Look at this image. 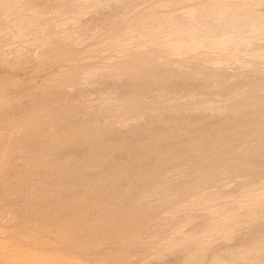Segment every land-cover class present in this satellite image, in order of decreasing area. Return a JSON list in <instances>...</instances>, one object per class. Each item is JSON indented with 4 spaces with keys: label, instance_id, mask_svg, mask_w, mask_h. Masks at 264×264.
<instances>
[{
    "label": "bare ground",
    "instance_id": "obj_1",
    "mask_svg": "<svg viewBox=\"0 0 264 264\" xmlns=\"http://www.w3.org/2000/svg\"><path fill=\"white\" fill-rule=\"evenodd\" d=\"M123 0H62V1H60L61 2V5H62V3L65 5H62V8H61V11H60V13H58L59 11H57V13L58 14H56L57 15V17H55L54 19L56 20L55 22H57L58 20H59V23L63 26H65V25H67V27L65 26V28H68V30L67 29H65V34H67L66 36H65V39H68L69 41H71V42H68L69 44L71 43V45H74L73 44V42L76 44V45H74V46H78V45H80L81 47L82 46H86V45H88L87 43L88 42H90L91 44H92V40H94V38L97 36L98 37V39H97V42L100 40V39H102L103 40V38H100L99 39V35L101 34V33H103V34H106L105 32L107 31L106 29L107 28H109V26H111L112 24H111V22H114V20H113V18H118L119 19V21H120V19L122 18L121 16H123L124 15V20H129V19H127V18H129V16H127V18H125V16H126V14H129L130 13V11L132 10L133 12H134V7L133 6H135V4H136V8L138 7V5H139V3L138 2H136V0H131V1H135V4H133L132 3V5H131V7L130 8H128V6L126 7V6H124L122 3H124V2H122ZM131 1H128L127 0V3L129 4V2H131ZM146 1V0H145ZM144 1V2H145ZM155 2H157L156 0H154ZM153 1V2H154ZM20 0H0V15H2V17L4 16L5 18H9L8 20H12V21H10V23H12V25L11 24H9L10 26H13L15 29L14 30H16V33L14 32L12 35H10V38H11V36L13 37V41L11 40V42L12 43H15V41H20V43H23L24 45L25 44H28L29 43V39L30 38H27L28 36L29 37H31L32 35H33V37L36 35H38V33L40 34V32H41V27L39 26L40 24H41V20H44V19H46V17L43 19V17H42V19H40V17L42 16H39L37 13H36V11H34V10H36V9H34V10H32V11H26L27 9L25 8V10L22 8V6H23V4H22V6L20 5ZM140 2H142V1H140ZM190 2H193V3H195L196 1L195 0H158V2H157V4L156 3H154L155 4V6H157V8L156 7H154L153 5H151V6H153L155 9H164V10H166V12L165 13H161V11L159 12V13H157V11H155V13H154V9H152V8H150L151 10H152V12L153 13H151L150 14V11H149V13H148V15L146 14V15H143L142 13H143V11H142V16H138V17H136V18H131V16H133V15H131V13L133 14V12L131 11V13H130V20L129 21H127V22H124V20H121V21H123L124 22V24H123V22H121L122 23V25H121V23L118 21V19H117V21L120 23V25H118L119 26V28H117V26H115V28L113 27V25H112V27L114 28V30L115 29H119V34H117V32H116V30L114 31V30H112L113 28L111 27V28H109V30H112L111 31V33L112 34H114V35H116L117 34V36L116 37H114V35H113V37H111V36H108L109 34H111V33H109V30H108V32H107V34L105 35V36H102V37H105L104 39V41L103 42H99L98 44H96V45H94V46H92L91 45V47L90 48H88L89 46H87V48L86 49H88V53H89V55L90 56H92V54H93V56H94V54H96L97 55V57H98V55H100V54H98V53H102V54H104L105 53V55H108V54H106V53H108V52H110V51H112V50H114L115 51V54H114V51H112L113 52V54H114V56L116 55V54H118V52H119V54H121V56H123V55H125V54H127V53H125V50L129 47L130 48V46H132L130 49V51H132V48H133V46L136 44H138V43H141V45H144V46H146V49H145V51L148 49V48H150V47H152V46H150L149 47V45H157V46H155V47H158V48H153V49H155L156 51H158V50H163V47L164 48H167L168 50H169V52H168V50L167 49H164L167 53H169L170 54V57H171V53L170 52H172L173 54H172V56H175V54H178L180 51H182L183 49H184V51H186L185 50V48L186 49H189V50H194V49H196V48H198V47H200V46H202L201 48H203V47H205V49L206 48H213L212 50H214V49H216V50H218L219 51V55L220 56H217V57H219L218 58V60H217V62L218 63H220L221 65H222V67L221 66H219L220 68L218 69L219 71V73L220 74H218V72H217V74H216V76H219V78H217L216 76H214V75H212V73H213V71H216V70H213L212 72H211V70H210V64L208 65L209 66V69H207L206 67V65H204V64H206L207 62L208 63H212L213 61H216V60H214V59H211L212 57H210L209 55L210 54H212L210 51V53H209V55L207 54L208 52H206V50L204 49L203 51H204V56L203 57H200V55L199 54H201L200 52H202V54H203V51H200L199 52V54L197 53V52H195V54H198V56L201 58V60H202V63L203 62H206V63H204L203 64V68H206V69H203L200 65L197 67V65L199 64L198 62H196L197 63V65H191V64H194L195 62L193 61V59H192V61L194 62H192L190 65H188L187 63H186V65H188V66H183V65H181L179 62H176L175 60H173V59H171V60H169V61H166L165 59L167 58V57H169V56H165L166 58H163V57H161V58H163L164 60H165V62H163V61H161L160 59V56L164 53L163 51H161L160 50V52L158 51V54L157 53H155L156 55H158L159 57H157L158 59L156 60V59H151L150 57H151V55H149V54H152L153 55V53H149L148 55L150 56L149 58V60H145L144 61V63L145 64H147V65H149L148 63V61H151V65L153 64L154 65V67H155V62L157 63L158 61L160 62H162V63H160V65H164L165 67H166V64H168L167 66L168 67H162L163 68V70L164 69H169V71H172V75H174V74H176L175 76H177L178 77V80H175L176 82H173L174 81V79L173 78H171L170 76L171 75H169V74H171V73H169L168 75L167 74H165L164 73V75H166V76H164V77H160L159 76V72H155V74H158V75H154L153 73H152V75L150 74H148V76L147 77H145L144 75H139V76H144L143 78H140V77H138V76H132L131 78H129V74H128V78H125L126 77V75L125 76H123V75H121V74H117V73H112L111 74V72H107L111 67L113 68V65H110L111 63H113V62H111L110 63V61H108L109 59H110V57H109V59L107 60L109 63V66H111V67H109V69L108 70H106V67H105V65H107V62L106 63H104L105 61H103V63L105 64V65H103L102 64V62H101V64L103 65H101V66H99V64H98V67H96L95 66V64H93L94 66H93V68L91 67V68H89L88 66H86L85 68H84V71H81V70H79L78 71V69H77V73H76V77H81V81L80 80H78L77 82H79V83H81L82 81V83H84L83 84V88H82V90L81 91H83V92H81L80 90V92L81 93H83V94H85L84 92H86L87 90L89 91V88L87 89V87H93L94 89L98 86L100 89H101V91H103V92H101L100 90H99V88H98V90H99V92H101L103 95H101V97H103V98H94V99H96V100H98V102L97 101H95V102H97V103H99L100 101V106H102V109H105V107H106V109H105V111L104 112H107L108 110L107 109H110L111 108V110H112V108L113 107H115V106H113L112 107V101H116V99H118V100H121V101H116V102H122L121 104L119 103V106L118 105H116L117 107H119V109H117L118 111H120V112H118V111H116L117 113L116 114H122L123 112H126V108H127V106H130V105H132V106H137L136 108H138V107H140V108H138L137 110L136 109H134V111L136 112V111H140L141 109H143V107H146V106H148L147 107V109H149V105H144V103L143 102H148L149 104H151V109H152V106H154L152 103L153 102H155V100L157 99V100H159L160 99V101H162L163 99L165 100V102H166V96H168V98L170 97L172 100H174L175 102L173 103L172 102V104L173 105H175L174 107L175 108H177V109H175V108H172V109H170L172 106L171 105H166V106H170V108H168L167 110L164 108V112L162 111V112H160V108H159V110L158 111H154V109H152L155 113H159V116H157L156 117V115H155V117L157 118V119H155V117L153 116L154 114H150L149 112H151L152 110L151 109H149V110H147L146 108H144V110L146 109L147 110V114H144V113H146V112H144V110L142 111H140V112H142V114L141 113H135L134 111L132 112L133 114H134V116L135 117H133L131 120L128 118V116H127V114L129 113L128 111V113L126 112V114L124 113L123 114V116L121 115L120 116V118H114V120L116 121V120H118L119 121V123H124V127H121V128H119L118 127V125H116L117 126V129L118 130H115L114 128H112V125L110 126V124H111V122H113L112 124H117L118 122L116 121V122H114V120H113V117H114V115H113V117H112V113H110L109 111L107 112V113H110L111 114V116H110V114H105L104 115V113H102V112H100V113H102L103 115H104V117L102 116V114L100 115V113L99 112H97V111H99V108L98 109H96L97 111V113L99 114V115H97L96 114V112H95V115L93 114L94 112L93 111H91V110H95V109H91V107H88V109L87 110H90L89 111V113H90V115H93V116H88V114L89 113H87L86 114V112L84 111V113L86 114V115H83L82 114V109L84 108V107H86L87 105L86 104H90V103H86V101L88 100L89 101V99H85V96L84 95H82V97L79 99L80 101H81V99L82 98H84V100H86V101H84L83 99V101L86 103H84L85 104V106L84 107H82V109L80 110V111H82V112H74V111H72L71 112V114H68V116H67V119H68V117H69V115H71V117H72V115H75V114H77V113H79V115L80 116H77V118L79 119V121H78V123H77V125H76V123H75V121H77V118H76V116L74 117V123H72L73 121V119L70 117V119H72V120H70L69 119V121H71V123L72 124H74V125H76V128L78 129V131H79V129H81L80 131H85L84 133L86 134V130L85 129H91L92 130V132H94L95 134H93V135H95V137H96V140H99V139H97V136L96 135H98V138H100V139H102L101 137H99V134L100 135H103V133H104V135H108V136H104L103 135V138L104 137H106L105 139H102V140H105V142L108 140V141H110L111 142V144H112V142H114V140H115V142L117 141V139H118V144L116 143V145H120V143H122L123 145H125L126 143H128L130 146H132L133 144H131V143H134V142H136V141H139L140 139H142L141 140V142H140V144L141 143H144V142H142L143 140H148V141H150V147H151V145H153V144H155V143H153V144H151L152 142H151V138L149 137V135L151 136L152 134H155L156 136H157V138H158V135L160 134V137H161V135H163L162 133L163 132H169V134H171L172 136H174L173 134H175L176 136H178V132H177V130H186V135H187V133H188V135L186 136L185 135V133H184V137H182V138H179V139H174L173 137H171L168 133H167V135L168 136H170V138H165V140H162V142H160V143H157L156 142V144H155V146H158V145H160L161 143H163V141H170L169 142V146H172L171 144L173 143V145L174 144H176L177 143V145H178V143L180 144L181 142L183 143L184 142V144L186 143L187 144V142H189V140H193V139H197V135H195V133H196V131H208V134H206L207 135V137H206V135H205V139L203 140V141H199V148L201 147V146H203V150L202 151H206V150H204V148L205 149H209V150H207V153H208V151H212L215 155H220L219 153H217L218 151H221V150H223V149H225V148H227V150H225L224 151V154L223 155H225V153H226V151L228 152L229 151V149H233V148H236V146H238L237 147V152H238V150L239 151H241L240 150V148H239V144L241 145V143H243L244 142V144H243V146L245 145V146H247L248 145V148H246L247 149V151L246 150H243V151H246L245 153L243 152V151H241V155H245L244 156V158H242L243 160H244V162L246 161V162H248V163H246V165H248V166H250V167H248V168H250V170H251V172L252 173H250V171H249V169L247 170V169H243L242 167H244V166H242V167H240L241 168V170L243 169V170H247V172L245 171V173H244V176H245V179H247L244 183L245 184H243V186L241 185V187L239 186L238 187V185H234V183H237V182H234L235 181V179H237L236 178V176L234 177V180L232 181L231 179H233V177L232 178H228V180L230 181L231 180V183H233V185H234V187L235 186H237L238 188H241V190H243V192H241V194H242V196H243V194H244V196L246 197V199H248V200H252V201H254L256 198H259V197H261L260 196V193L261 192H259V194H256L257 192H258V190H261V188H260V186H263L264 185V153H262V151L264 150V148L262 147L260 150H259V152H258V150H257V152H258V154H257V152H254V149H251L250 147L251 146H253L252 145V142L254 143H258V145H260L259 147H261L262 146V143H263V145H264V132H262L261 134L259 133H257V131L258 132H260L259 131V128L257 129V128H255V129H257V131L255 132V130H254V132H253V134L254 133H257V135H255V136H249L248 135V132L250 131H252V130H248V128L247 127H249V125H253V123L255 124V125H260V124H256L255 122H257V121H259V122H261V118H262V116L264 115V100H261L262 98H264V93L262 94V95H260L259 94V92H261L260 90L263 88V87H261L262 86V84L259 82V81H261L259 78H257V75L260 73V70H259V73H257V68L259 67H255L257 64H259V61H260V64L259 65H261L262 63H263V60H264V44H261V43H259V40H261V38H263L264 39V0H200V3H199V1H198V3L196 4V5H194V6H192V4H190ZM137 3H138V5H137ZM143 3V2H142ZM142 3H140V5H142ZM189 3V5H186V8L188 7V6H190L191 5V7L189 8V9H186V11H185V13H183L184 14V16L183 17H180V18H178L179 16V14L177 15L178 17H176L175 16V14H174V12L175 11H173L175 8H179V6L181 7V5H185V4H188ZM125 4H126V2H125ZM144 4V3H143ZM152 4V3H151ZM25 5V4H24ZM127 5V4H126ZM149 5V4H148ZM63 6H64V9H63ZM130 6V5H129ZM144 6V5H143ZM24 7V6H23ZM134 9H133V8ZM177 8V9H178ZM182 8V7H181ZM65 10V11H63V10ZM131 9V10H130ZM173 9V10H172ZM130 10V11H129ZM139 10V9H138ZM137 10V11H138ZM167 10H168V12H167ZM171 10H172V12H171ZM181 10V9H180ZM185 10V9H184ZM63 11V12H62ZM129 11V13H126V12H128ZM137 11H135L134 13L136 14V12ZM147 11V10H146ZM163 11V10H162ZM177 11V10H176ZM182 11V10H181ZM56 12V11H55ZM64 12H66V16H64V15H62V13L64 14ZM123 14V15H121V14ZM125 13V14H124ZM145 13V12H144ZM147 13V12H146ZM42 14V13H41ZM51 14V13H50ZM53 14H55V13H53ZM119 14H120V16H119ZM138 14H139V11H138ZM138 14H136V15H134V17L135 16H137ZM141 14H139V15H141ZM51 16L52 15H50V18H51ZM180 16H181V14H180ZM3 17V18H4ZM53 17H54V15H53ZM4 18V19H5ZM122 18V19H123ZM84 20H86L85 22H87V23H89L90 24V22H91V24L89 25V27L91 28V26L93 25V26H96L95 28V32L94 33H92L93 32V30H92V32L91 33H89V32H87L86 30V32L84 31V29H83V25L85 24V22H84ZM113 20V21H112ZM47 21V20H46ZM50 21H51V19H50ZM89 21V22H88ZM116 21V22H117ZM44 22V21H43ZM48 22V23H47ZM47 22H45V24H49V20L47 21ZM116 22H114V23H116ZM87 23L85 24L86 26H87V29L88 30H90L89 28H88V25H87ZM118 23V24H119ZM51 24V23H50ZM49 24V25H50ZM94 24H96V25H94ZM98 24H100L99 26H98ZM49 25H48V28H49ZM56 24H54V26H55ZM58 26H59V24H57ZM43 26H45V25H43ZM85 26V27H86ZM92 26V27H93ZM97 26H98V28H100L99 30H100V32H99V30H98V28H97ZM47 26H45V31H47L48 29L46 28ZM84 27V28H85ZM5 28V27H4ZM11 28V27H10ZM51 28V27H50ZM7 29H8V27H7ZM47 29V30H46ZM63 28L61 29V30H64ZM91 29H93V28H91ZM105 29V30H104ZM3 30V29H2ZM2 30H0V31H2ZM4 30H6V29H4ZM12 31H14L13 29H11ZM11 30H9V31H11ZM66 30H67V32H66ZM96 30L100 33V34H98V32H96ZM43 31V30H42ZM3 32V31H2ZM4 32H6L7 33V31H4ZM44 32V31H43ZM11 33V32H10ZM45 33V32H44ZM0 34H2V33H0ZM3 34H5V33H3ZM41 34H43V33H41ZM41 34L39 35L40 37H41ZM103 34H101V35H103ZM160 34H166V36H164V37H162L161 36V39L162 38H165V40L163 39V40H160L159 38H158V35H160ZM8 35V34H7ZM6 34L4 35V36H7ZM44 36H45V34H44ZM106 36H107V39H106ZM38 37V36H37ZM39 37V38H40ZM96 37V38H97ZM26 38H27V41H28V43H24V41L26 40ZM39 38H38V40H39ZM61 38H64L63 36L61 37ZM95 38V39H96ZM25 39V40H24ZM33 39V38H32ZM65 39H63V40H65ZM22 40H23V42H22ZM35 41H33V44H35V43H38L37 41V38H35L34 39ZM62 40V41H63ZM88 40H91V41H88ZM26 41V42H27ZM95 42H96V40H94ZM93 41V42H94ZM87 42V43H86ZM65 43V42H64ZM86 43V45H84ZM9 44V43H8ZM19 43H17V45H18ZM22 45V44H21ZM29 45H30V43H29ZM140 45V46H141ZM23 46V45H22ZM26 46V45H25ZM138 46H139V44H138ZM144 46H141V47H144ZM148 46V47H147ZM136 47V46H135ZM19 48H21L22 49V47H20V44H19ZM72 48H74V47H72ZM76 48V47H75ZM137 48H140V47H137ZM145 48V47H144ZM24 49V48H23ZM84 49H85V47H84ZM83 49V50H84ZM150 49H152V48H150ZM150 49H148L147 51H149ZM158 49V50H157ZM200 49V48H199ZM199 49H197V50H199ZM10 50V49H9ZM16 50V49H15ZM71 49H69V51H70ZM135 51H136V48L134 49ZM133 50V51H134ZM154 50V51H155ZM201 50V49H200ZM211 50V51H212ZM16 51H18V49L16 50ZM20 51H23V50H20L19 49V51L18 52H20ZM48 51V50H47ZM117 51V52H116ZM128 51V49L126 50V52ZM130 51L128 52V53H130ZM132 51V52H133ZM141 51V50H140ZM140 51H137L138 53H142L143 52V50H142V52H140ZM144 51V52H145ZM147 51H146V54H147ZM154 51H152V52H154ZM188 51V50H187ZM186 51V52H187ZM17 52V53H18ZM85 52H86V55H85ZM83 51L82 53H84V55H85V57H87V51ZM161 52H163L162 54H161ZM166 52H165V54H166ZM188 52H190V51H188ZM194 52V51H193ZM52 53V52H51ZM111 53V52H110ZM109 53V54H110ZM134 53V52H133ZM138 53H135L136 54V56L137 55H140V54H138ZM206 53V54H205ZM218 52H216V54H217ZM16 54V53H15ZM48 54V53H47ZM55 54V53H54ZM101 54V55H102ZM112 54V53H111ZM130 54H132V53H130ZM134 54V55H135ZM154 54V55H155ZM160 54V55H159ZM168 54V55H169ZM180 54V53H179ZM178 54V56H180L181 54H184L183 53V51H182V53L179 55ZM188 54V53H187ZM191 55H193V53H190ZM215 54V55H216ZM44 55H45V53H44ZM50 55V54H49ZM83 55V54H82ZM83 55V56H84ZM95 55V56H96ZM133 55V54H132ZM133 55V56H134ZM142 55V54H141ZM140 55V56H141ZM145 55V54H144ZM144 55H142L143 57H144ZM148 55H146V56H148ZM153 55V56H154ZM156 55H155V57H156ZM167 55V54H166ZM190 55V56H191ZM213 55V54H212ZM218 55V54H217ZM17 56V55H16ZM50 56H52V55H50ZM54 56V55H53ZM92 56V57H93ZM110 56V55H109ZM120 55H118V56H115L116 58L117 57H119ZM126 56H127V58H126ZM125 56V58H126V60H128V62L132 59V58H136V56H131V58L128 56V55H126ZM139 56V57H140ZM182 56V55H181ZM73 57V58H72ZM76 57V56H75ZM74 57V55H73V53H72V56H71V58L72 59H74L75 58ZM100 57V56H99ZM102 57H104V56H102ZM106 57H108V56H106ZM115 57H114V59H115ZM130 58V60H129V58ZM169 57V58H170ZM193 57H194V55H193ZM199 57H197V58H199ZM216 56H214L213 55V58H217ZM88 58H90V57H88ZM87 58V59H88ZM95 58V57H94ZM94 58H92V60L94 59ZM113 58V57H112ZM120 58H122V57H120ZM124 58V57H123ZM122 58V60H124ZM145 58H147V57H145ZM145 58H143V59H145ZM153 58V57H152ZM160 58V59H159ZM176 58V57H175ZM174 58V59H175ZM181 58V57H180ZM195 58H196V56H195ZM194 58V59H195ZM199 58V59H200ZM81 59V58H80ZM79 59V60H80ZM134 59H132V63L135 65V63L134 62H140L139 60H140V58L139 59H135V61H134ZM142 59V60H143ZM148 59V58H147ZM168 59V58H167ZM199 59H196V60H199ZM83 60H85L84 58H83ZM113 60V59H112ZM111 60V61H112ZM116 60V63L118 62L117 60H120L119 58H117V59H115ZM115 60H113V61H115ZM126 60H124V62H125V64H127L126 63ZM137 60V61H136ZM173 60V61H172ZM261 60H262V62H261ZM178 61H180V59L178 60ZM89 62H92L91 60L89 61ZM88 61H87V63H89ZM120 62H122V61H120ZM119 62V63H120ZM148 62V63H147ZM152 62H154V63H152ZM159 62H158V64H159ZM186 62V61H185ZM184 62V63H185ZM199 62H200V60H199ZM86 63V65H88ZM118 63V64H119ZM131 63V61H130V64H132ZM142 63V62H141ZM144 63L141 65V66H143L144 65ZM181 63H182V61H181ZM195 63V64H196ZM118 64H115V65H118ZM121 64V63H120ZM123 62H122V65H119V66H123ZM137 64V63H136ZM139 64V63H138ZM158 64H156L157 66H158ZM200 64H201V62H200ZM264 64V63H263ZM262 64V65H263ZM97 65V64H96ZM128 65H129V63H128ZM159 65V66H160ZM213 65V64H212ZM262 65H261V68H262ZM85 66V65H84ZM108 66V65H107ZM125 66V65H124ZM131 66V65H130ZM137 66H139V65H137ZM89 69H88V68ZM145 67V66H144ZM150 67V66H149ZM183 67H184V69L185 68H187V69H185V70H188L187 72H188V74L190 73V76H185V72H184V69H183ZM201 67V68H200ZM78 68V67H77ZM83 68H82V70H83ZM114 68H117V66L115 67L114 66ZM113 68V69H114ZM118 68H120V67H118ZM123 68V67H122ZM129 68H131V67H127V69L128 70H130ZM145 68H148V67H145ZM212 68V67H211ZM216 69L218 68V67H215ZM229 68H233V72H235L234 74H232V75H235L236 74V69L235 68H237L238 70L239 69H242L243 70V68H247L246 70H243L240 74H236L237 76L235 77V79H233V80H228V81H226V79H229V78H227V75H228V73H227V71H225L226 69H229ZM248 68H253L252 69V71H251V69H248ZM254 68H256V73H255V71H254ZM260 68V67H259ZM258 68V69H259ZM264 68V67H263ZM80 69V68H79ZM88 69V70H87ZM135 69V68H134ZM139 69V68H138ZM150 70H152V68L150 67L149 68ZM154 69V68H153ZM158 69H160V67H158ZM171 69V70H170ZM234 69H235V71H234ZM86 70V71H85ZM116 70V69H115ZM126 70V69H125ZM132 70V69H131ZM139 70H141V72L142 71H144V68L143 69H139ZM149 70V71H150ZM161 70V69H160ZM162 70V71H163ZM263 70V69H262ZM69 71V70H68ZM67 71V72H68ZM110 71H111V69H110ZM114 71V70H113ZM119 71H121V70H118V73H119ZM123 71V70H122ZM121 71V72H122ZM136 71H138L137 69H136ZM146 71V70H145ZM147 71H148V69H147ZM146 71V72H147ZM154 71V70H153ZM162 71H161V73H162ZM164 71H166V70H164ZM239 71H241V70H239ZM254 71V73H252ZM66 72V73H67ZM71 72H72V70H71ZM74 72H75V70H74ZM74 72L73 73H71L72 74V76H74ZM81 72V74H82V72H84V76H80L78 73H80ZM116 72V71H115ZM131 72V71H130ZM134 72V71H133ZM187 72H186V74H187ZM232 72V71H231ZM238 72V71H237ZM66 73H64V74H66ZM125 73H126V71H125ZM138 73V72H137ZM145 72H143V74H144ZM261 73H263V72H261ZM64 74L62 73V74H60V75H63L64 76ZM68 74V73H67ZM78 74V75H77ZM124 74V73H123ZM163 74V73H162ZM187 74V75H188ZM215 74V73H214ZM231 73H229V75H230ZM264 74V73H263ZM263 74L261 75V74H259V75H261L262 77H263ZM131 75V74H130ZM214 76V77H216V79H219V80H215V81H213V77L212 76ZM232 75H230V76H232ZM258 75V76H259ZM63 76H60V78L61 77H63ZM66 76V75H65ZM67 76H69V75H67ZM72 76L69 78V79H72ZM163 76V75H162ZM57 77V76H56ZM76 77L74 78V80L76 81L77 79H76ZM83 77V78H82ZM171 79H170V78ZM177 77H175V79H177ZM212 77V78H211ZM233 78H234V76H232ZM68 78V77H67ZM231 78V77H230ZM261 78V77H260ZM52 79H54V78H52ZM64 79V78H63ZM69 79H68V81H69ZM80 79V78H79ZM172 79H173V81H172ZM181 81H180V80ZM259 79V81H258V83H257V81L256 80H258ZM73 80V79H72ZM73 80V81H74ZM66 81H67V79H66ZM65 81V82H66ZM72 81V82H73ZM177 81H179V82H177ZM251 81V82H250ZM255 81V82H254ZM53 82H55V80L53 81ZM60 82V81H59ZM252 82H254L256 85H253L252 86ZM262 82V81H261ZM57 83V82H56ZM68 83V82H67ZM71 83V82H70ZM75 84H76V82H74ZM73 83V84H74ZM81 83V84H82ZM90 83H93L94 85H95V87L92 85V86H90ZM250 83V85H251V87H250V85H248ZM253 83V84H254ZM263 83H264V81H263ZM64 84V83H63ZM62 84V86H64ZM78 84V83H77ZM85 84H86V86H87V84H89L86 88H85ZM250 87H248L247 85ZM60 85V84H59ZM261 85V86H260ZM65 86H66V84H65ZM68 86V88H66V87H63L64 88V90H63V88H62V93L64 94V92H65V89L67 90V89H73V88H75L74 86H70L71 88H69V84L67 85ZM75 86H77V85H75ZM81 86V85H80ZM246 86L248 87V88H246ZM264 86V85H263ZM78 88H75L74 90H76V89H79V88H81V87H79V86H77ZM87 89V90H85V89ZM261 88V89H260ZM84 89V90H83ZM94 89H91V91H93V93L95 94H97V91L95 90L94 91ZM60 90H61V88H60ZM59 90V91H60ZM74 90H71V91H73L72 93L74 94V93H76V91H78V90H76V91H74ZM68 91V90H67ZM70 91V90H69ZM68 91V92H69ZM70 91V92H71ZM78 91V92H79ZM87 91V92H88ZM91 91H89V92H91ZM264 91V90H263ZM68 92H66L65 94H66V97L67 98H70L69 97V93ZM77 92V93H78ZM79 92V93H80ZM60 93H61V91H60ZM71 93V95H72V97H73V94ZM78 93V94H79ZM92 93V92H91ZM92 93V94H93ZM133 93H136V98L134 99L133 97ZM147 93V94H146ZM58 95H60L61 96V94H59V93H57ZM91 94V95H92ZM95 94V95H96ZM140 96H139V95ZM144 94H146L147 96L145 97V95ZM247 95L246 97L244 96H242V95ZM54 95V97L55 96H57V95H55V94H53ZM52 95V96H53ZM95 95H93V96H95ZM100 95H98V96H100ZM132 95V96H131ZM135 95V94H134ZM144 95V98H142V96ZM232 95V96H231ZM257 95H259L258 97H257ZM51 96V95H50ZM49 96V97H50ZM52 96H51V98H52ZM60 96H57V97H55L54 99L57 101H55V102H52V100H53V98H52V100L49 98V97H45L46 99H48V100H50L48 103H50L51 102V104L52 105H58L59 103H58V100H57V98L58 99H60L61 100V102L64 100L63 98H64V96L65 95H63L62 97H60ZM74 96H75V94H74ZM79 96H81V95H79ZM89 93H88V95H86V98H89ZM137 96H139V97H137ZM227 96H229L230 98L232 97V100H230ZM254 96V97H253ZM71 97V98H72ZM91 97V99H92V96H90ZM130 97H132L133 98V100L131 101L130 100ZM163 97H165V98H163ZM226 97L228 98L227 100H226ZM235 97V98H234ZM248 97H251V99L250 100H252L251 102L252 103H250L252 106H253V108L251 107H249L250 106V104H248L247 106H245L244 105V108H243V106H238V105H236L237 103L240 105V103H241V105H243L242 103H244V101L245 100H247L248 99ZM253 97V98H252ZM260 97H261V99H260ZM74 98V97H73ZM72 98V100H71V102H73V101H76V102H74L73 104H75V103H77L78 102V99H73ZM75 98H77V95L75 96ZM138 98H141L142 100L143 99H145L144 101H142L141 99H138ZM161 98H163V99H161ZM261 100H259V99ZM40 99V98H39ZM99 99H101L100 101H99ZM129 99V100H128ZM234 99H238L236 102H234V105L235 106H237V107H235V106H233V102L232 103H230L232 106H233V109H231V108H229L228 106H227V108H229V109H226L227 110V112H226V110H224L225 111V114L223 113H220V110L222 111L223 110V108H225L226 107V102L229 100L230 102L231 101H235ZM253 99H257V102H258V100H259V102H258V104H257V102H255V100H253ZM47 100V101H48ZM68 100V99H67ZM153 100V101H152ZM172 100H170V101H172ZM217 100V102L219 103V106H220V104L224 101L226 104H224L225 106L223 107L222 106V104H221V106L223 107V108H221L220 109V107L218 106V103H214L216 106H217V108L218 109H215L216 107H212V103L213 102H215ZM46 101V100H45ZM46 101V102H47ZM54 101V100H53ZM65 102H66V100H64ZM63 101V102H64ZM79 101V102H80ZM91 101V100H90ZM89 101V102H90ZM150 101H152V103H150ZM159 101V102H160ZM219 101H221V103L219 102ZM256 103H254V102ZM41 102V101H40ZM60 102V101H59ZM62 102V105L63 104H67V103H63ZM70 101H69V103H71ZM91 102H94V100L93 101H91ZM158 101H156V103H159ZM245 102H249V101H245ZM36 103V102H35ZM44 102L42 101V103H40L41 105H45V104H48V103H44ZM97 103H95V104H97ZM111 103V104H110ZM141 103H143V104H141ZM161 103V102H160ZM169 103V102H168ZM229 103V102H228ZM30 104V103H29ZM50 104V105H51ZM82 104V103H81ZM114 104V103H113ZM118 104V103H117ZM146 104V103H145ZM162 104H164V102L162 103ZM230 104H227V105H230ZM247 104V103H246ZM255 104V105H254ZM21 105V104H20ZM41 105H39V106H41ZM49 105V106H50ZM60 105V104H59ZM58 105V106H59ZM78 105V104H77ZM99 105V104H98ZM98 105L97 106H92V104L90 105V106H92V108H96V107H98ZM156 105V104H155ZM161 105V104H160ZM179 105H181V106H179ZM196 106V107H193L192 108V106ZM215 105H213V106H215ZM230 105V106H231ZM17 106H19V105H16V108H18ZM38 106V105H37ZM46 106V105H45ZM48 106V107H49ZM65 106V105H64ZM103 106H105V107H103ZM166 106H162V107H166ZM188 106H190V108L188 109ZM231 106V107H232ZM12 107H13V105H12ZM20 107H22V106H20ZM33 107V106H32ZM131 107V106H130ZM156 107V106H155ZM184 107V108H183ZM247 107V108H246ZM249 107V108H248ZM79 108V107H78ZM192 108V109H191ZM34 109H35V107H34ZM113 109H115V108H113ZM131 109V110H130ZM129 110H130V112L132 111V107L130 108ZM155 109V110H156ZM170 109V110H169ZM9 110V109H8ZM13 110H14V108H13ZM16 110V109H15ZM19 110V109H18ZM30 110V109H29ZM28 110V111H29ZM107 110V111H106ZM110 110V111H111ZM116 110V109H115ZM114 110V111H115ZM128 110V109H127ZM161 110H163V108L161 109ZM114 111H112L113 113H114ZM152 111V112H153ZM166 111V112H165ZM263 111V112H262ZM8 112V111H7ZM6 112V113H7ZM30 112H32V111H30ZM34 112V111H33ZM44 112H46V111H44ZM93 112V113H92ZM151 112V113H152ZM15 113V112H14ZM22 112H20V114H21ZM75 113V114H74ZM82 115H81V114ZM132 113H129V114H131L132 115ZM262 114L263 113V115L261 116V118H259L260 117V115L259 114ZM12 114V113H11ZM16 114V113H15ZM41 114V113H40ZM115 114V113H114ZM136 114V115H135ZM35 115V114H34ZM16 116H17V114H16ZM16 116H15V118H16ZM32 116V115H31ZM108 116V117H107ZM115 116H117V115H115ZM154 118H153V117ZM6 117V116H5ZM12 117H13V114H12ZM22 117V116H21ZM51 117V116H50ZM64 116H62L61 118H63ZM112 117V118H111ZM130 118H131V116H129ZM264 117V116H263ZM24 118V117H23ZM27 118H28V116H27ZM26 118V119H27ZM33 118V117H32ZM65 119H66V116L64 117ZM62 119V120H65V119ZM1 119V118H0ZM66 119V120H67ZM258 119H260V120H258ZM264 118H262V120H263ZM23 120V119H22ZM21 120V121H22ZM28 120V119H27ZM65 120V121H66ZM15 121V120H14ZM16 121H17V119H16ZM25 121V120H24ZM45 121H46V119H45ZM50 121V120H49ZM61 120H59V121H57V123L59 124H55V125H57V126H59V129H57V126H53L54 124H52L51 125V130L53 129V127L54 128H56L57 129V131H59V130H61V126H65V124H63L62 125V121L60 122ZM68 121V120H67ZM23 122V121H22ZM259 122H257V123H259ZM16 123H18V122H16ZM37 123V122H36ZM46 123H47V121H46ZM45 123V124H46ZM54 123V122H53ZM67 123H69V122H67ZM118 123V124H119ZM15 124V123H14ZM19 124H20V122H19ZM18 124V125H19ZM24 124V123H23ZM61 124V125H60ZM263 124H264V121H263V123H262V125L261 126H263ZM22 125V124H21ZM43 125V124H42ZM41 125V126H42ZM49 125V122H48V124H47V126ZM69 125H71L70 123H69ZM120 125V124H119ZM239 125H241V126H247L244 130H242V132H238V134H240V137H239V142H240V140L241 139H245L246 140V136L248 135L250 138H251V140L250 141H247V142H245V141H243L242 142V140H241V143H239L238 144V142H235L236 141V139H237V137L234 135H232V132H235L236 133V135H237V126H239ZM31 126V125H30ZM40 126V127H41ZM46 125H44V127H45ZM66 126H68L67 124H66ZM72 126V125H71ZM122 126V125H121ZM172 126V127H171ZM177 126H179V127H177ZM40 127H39V129H40ZM110 127L112 128V129H110ZM171 127V128H170ZM242 127V128H243ZM32 128V127H31ZM48 128H50L49 126H48ZM47 127L46 128H44V129H48ZM70 128H72V127H70ZM74 128H75V126H74ZM74 128H72L71 130H72V132L73 131H75V133H73V134H75V136L77 135L76 134V131H77V129L75 128V130H73ZM251 128V127H250ZM253 128V127H252ZM251 128V129H252ZM261 128V127H260ZM20 129V128H19ZM33 129H34V127H33ZM36 129V128H35ZM38 129V130H39ZM42 129H43V127H42ZM43 129V130H44ZM64 129V128H63ZM68 129H69V127H68ZM93 129L94 130H96L97 132H95V131H93ZM121 129V130H120ZM13 130V129H12ZM18 130V129H17ZM37 130V131H38ZM50 130V131H51ZM184 130V131H185ZM240 130V131H241ZM248 130V132H246ZM33 131V130H32ZM48 131L49 130H47V133H48ZM49 131V134L51 133V132H53V131H51L50 132ZM161 131V133H159L158 135H157V133L156 132H160ZM163 131V132H162ZM171 131H173V132H171ZM199 131V133H201ZM210 131V132H209ZM225 131H227V132H231V135L229 134H224L223 132H225ZM239 131V130H238ZM261 131H264L263 130V128L261 129ZM34 132H36V131H34ZM39 132V131H38ZM43 132H45V130L44 131H42V133L41 132H39L40 134H42V135H44L43 134ZM66 132V131H65ZM98 132H99V134H98ZM175 132H177V134L175 133ZM182 132V131H181ZM38 133V134H39ZM46 133V132H45ZM46 133V134H47ZM68 133V131L66 132V134ZM77 133H79V132H77ZM81 133H83V132H81ZM80 133V134H81ZM83 133V134H84ZM89 133H91V132H88L87 134H89ZM97 133V134H96ZM108 133V134H107ZM180 133V132H179ZM198 133V132H197ZM196 133V134H197ZM210 133V134H209ZM213 133V134H212ZM217 133V134H216ZM218 133H221V134H223V135H225V136H223V135H221V136H223L221 139L222 140H220L219 138L220 137H218L217 138V136L216 135H218ZM39 134V135H40ZM53 134H57L56 132L54 133L53 132ZM204 134V133H203ZM252 134V133H251ZM250 134V135H251ZM13 135H15V133L13 134ZM12 135V136H13ZM29 135V134H28ZM48 135V134H47ZM50 135H52V134H50ZM79 135V134H78ZM77 135V136H78ZM92 134H90V135H86V136H91ZM155 135H152L151 137H153V136H155ZM37 136V135H36ZM41 136V135H40ZM40 136H38L39 137V139H41V143H42V141H44V142H46V140H42V138H40ZM45 136V135H44ZM53 136H55V135H53ZM72 136V135H71ZM70 136V137H71ZM75 136H73V139H74V137ZM76 136V137H77ZM155 136V137H156ZM164 136H166V133L164 134ZM164 136L162 137V139L164 138ZM176 136H174L175 138H177ZM181 136H183V135H180V137ZM29 137V136H28ZM37 137V138H38ZM82 136H79L78 138H81ZM85 137V136H84ZM92 137V140H93V136H91ZM91 137H89L90 139H91ZM95 137H94V139H95ZM148 137H149V139H151V140H149L148 139ZM159 137V138H160ZM179 137V136H178ZM200 137H202L201 135H200ZM78 138L76 139L75 138V140L77 141L78 140ZM88 138V137H87ZM86 138V141H83L82 140V146H81V148H82V150H80V151H88L89 150V155L90 154H92V151L90 150V148L92 149V147H93V145H91V144H93L92 143V140H91V142H90V140H88ZM119 138H122L123 139V141L122 140H119ZM154 138V137H153ZM214 138H216L217 140L219 139V141H215L217 144H219V142L220 141H228V143L231 145V146H229V144L227 145V146H224L223 144V146L221 145V144H219V145H221V146H212L211 144L213 143V145H216V143L215 142H212L213 140H214ZM250 138H248L247 137V140H249ZM27 139V138H26ZM32 139V138H31ZM34 140L36 139V137L35 138H33ZM38 139V140H39ZM45 139H47V138H45ZM155 140H156V138H154ZM16 140V139H15ZM37 140V141H38ZM48 140V139H47ZM61 140V139H60ZM75 140H69L71 143H68L67 141H64V142H66V143H68L67 145H66V147H68V145L69 144H72L73 143V141H75ZM101 140V141H102ZM112 140V141H111ZM147 140H146V144H148V142H147ZM154 140V141H155ZM161 140V139H160ZM198 140V139H197ZM200 140V139H199ZM202 140V139H201ZM22 141H24V140H21V144H20V146H22V147H19V150L21 149L22 150V148H23V150L21 151V152H23V151H27L28 149H29V147H27V149H26V147L25 146H28V145H25V146H23V144H22ZM29 140H27V142H28ZM31 141V140H30ZM36 141V140H35ZM35 141H33V142H35ZM49 141V140H48ZM46 142V144H48L49 142ZM81 141V140H80ZM80 141H77V143L79 142V146H80ZM95 141V140H94ZM93 141V142H94ZM100 141V144L102 143V144H104L105 142L104 141H102L101 142ZM122 141V142H121ZM124 141H125V143H124ZM153 141V142H154ZM157 141V140H156ZM25 142H26V140H25ZM26 142V143H27ZM33 142H31V144L33 143ZM40 142V141H39ZM109 142V143H110ZM172 142V143H171ZM221 142V143H222ZM248 142H251V144L250 143H248ZM24 143V142H23ZM40 143V144H41ZM51 143L53 144L54 142H52V140H51ZM50 143V144H51ZM97 143V142H96ZM107 144H109L108 142H106ZM138 143V142H137ZM136 143V144H137ZM167 143V142H166ZM165 143V144H166ZM171 143V144H170ZM238 144V145H236V144ZM254 143V146L253 147H255L256 145H257V143L255 144ZM261 143V144H260ZM25 144V143H24ZM28 144V143H27ZM39 144V145H40ZM44 144V143H43ZM52 144L51 145H49V146H52ZM55 144H56V142H55ZM55 144H53V147H55L56 145ZM61 144H63L64 145V143H61ZM95 144V143H94ZM107 144H104L105 146H103V147H107ZM115 143H113L112 145H114ZM121 144V145H122ZM139 143L137 144V147H139V149H140V145ZM146 144L144 145V146H146ZM183 144V145H184ZM194 144H196V143H194ZM227 144V143H226ZM225 144V145H226ZM35 145H38V144H35ZM35 145H33V146H35ZM64 145V146H65ZM73 145V144H72ZM97 147L99 146V144L97 145V144H95ZM112 145H110L111 147H113L114 148V146H112ZM120 145V146H121ZM123 145H122V147H123ZM129 145H127V146H129ZM139 145V146H138ZM149 145V144H148ZM162 146L161 147H159V150H160V148H163V149H161L162 151H165L166 149V151H169V149H171V148H169V147H167L168 146V144H167V146H165V147H163L164 145L163 144H161ZM177 145H176V147H177ZM181 145V144H180ZM180 145H178V146H180ZM182 145V146H183ZM210 146L209 148L207 147L206 148V146ZM236 145V146H235ZM257 145V146H258ZM18 146V145H17ZM33 146H30L31 148H34ZM40 146H42V145H40ZM48 146V147H49ZM57 146H59V145H57ZM74 146H78V145H74ZM95 146V147H96ZM101 146V147H102ZM120 146H117V148L119 147L120 149H124V147L122 148V147H120ZM134 146V145H133ZM132 146V147H133ZM154 145L152 146V147H155ZM193 146V145H192ZM192 146H190L191 147V149L190 148H188V147H185V146H183L182 148H181V146L176 150V147L174 148L175 149V151H174V149L172 148L171 150H173L174 152V154L172 153V156H170V157H173L174 158V156L173 155H175L176 157V159L177 160H179L182 156L184 157V156H187L189 153H191V152H193V151H195V148H192ZM235 146V147H234ZM244 146V147H245ZM250 146V147H249ZM35 147H37L38 148V146H35ZM47 147V149L49 150L50 149V147L48 148ZM61 147H63V146H61ZM66 147H63V148H66ZM71 145H70V149H71ZM100 146L98 147V148H101ZM110 147V148H111ZM116 147V146H115ZM132 147H130V150H127V147L125 146V149L127 150V151H125V150H123V154H125V152H128V156L129 155H131V154H133L132 152L134 151L133 150V148ZM136 147V148H137ZM150 147L149 148H145L146 149V151H145V149L143 150V147H141V149L143 150H139L138 148V151H137V149L135 150L137 153L139 152V154L137 155V153H136V156H139L140 155V157L141 156H146L147 158V160L145 159V161H144V163L143 164H141V162L139 163V162H137V163H139L141 166H143L144 164H145V166L144 167H146L145 169L148 171V168H154L155 166H160V167H162V169H160L159 167V170H163V172L164 171H166V170H168V169H165V168H163L164 166L166 167L167 166V164H168V167H169V169L171 168V169H175V167L178 165V163L181 161L182 162V159L181 160H179V161H175V158L174 159H172V160H174L173 162L171 161V159H168V161L170 160L173 164H175V163H177V165H175V166H173V164L171 165V163L170 162H167L166 163V161H167V159H164V157L163 156H161V155H163L162 153H161V155H159V157L160 158H158V157H153L152 155H151V151L150 152H148L147 151V149L149 150L150 149ZM152 147H151V149L150 150H152ZM173 147V146H172ZM196 147H198V145H196ZM228 147H231V148H228ZM241 147V149H243L242 148V145L240 146ZM252 147V148H253ZM258 147V148H259ZM52 148V147H51ZM59 149H60V147H58ZM69 148H67V149H69ZM75 148V147H74ZM94 148V147H93ZM98 148H97V151H100L101 152V149L100 150H98ZM117 148H116V150H117ZM131 148H132V150H131ZM156 149H157V147H155ZM166 148V149H165ZM198 148V149H199ZM239 148V149H238ZM17 149V148H16ZM43 149V148H42ZM62 149V148H61ZM66 149V150H67ZM107 149H109V147L107 148ZM119 149V150H120ZM128 149H129V147H128ZM135 149V148H134ZM154 149V148H153ZM156 149H154V151L153 152H156ZM193 149V151H191ZM199 149V150H200ZM31 150H33V149H30V151ZM35 150H37L36 148L34 149V152H35ZM39 150V149H38ZM44 150V149H43ZM46 151V152H48L49 153V151ZM52 150H54V149H52ZM65 150V149H64ZM75 150V149H74ZM93 150V149H92ZM94 150H95V148H94ZM105 151V149H103L102 148V151ZM114 150H115V148H114ZM122 150H120V152L122 151ZM158 150V149H157ZM197 150V149H196ZM201 150H200V153H199V151H195V154H197V153H199L200 155H202L201 154ZM234 149L233 150H230V152L231 151H235ZM251 150H253V152H251ZM30 151H28V153L26 154L25 152V154L28 156V154H29V156H30ZM56 151H58V150H56ZM68 151V150H67ZM67 151H65V153L67 152ZM70 151H72L71 153H73V154H75L76 153V151H74L73 152V148H72V150H70ZM78 151H79V147H78ZM77 151V152H78ZM90 151H91V153H90ZM95 152L94 153V151H93V153L94 154H96V155H94V156H97L98 154H100L99 152ZM106 151H108V150H106ZM106 151H105V153H106ZM111 151H112V149H111ZM129 151H132L131 153L129 152ZM235 151V152H236ZM251 153H250V152ZM260 151H261V153H260ZM39 152V151H38ZM37 152V153H38ZM51 152V151H50ZM59 152V151H58ZM83 152V153H84ZM113 152V151H112ZM118 152V151H117ZM152 152V153H153ZM172 152V151H171ZM170 152V153H171ZM212 152H209L210 154H212ZM242 152L244 153V154H242ZM32 153V152H31ZM37 153L35 154V157H31L30 156V159L32 158V159H34V158H36V155H37ZM52 154L53 153H56V152H51ZM61 153V152H60ZM70 153V152H69ZM69 153H67V155H69ZM70 153V154H71ZM82 153V152H81ZM87 153V152H86ZM85 153V154H86ZM103 153V152H102ZM101 153V154H102ZM105 153H103V155L105 154ZM108 153V152H107ZM111 153V152H110ZM115 153V152H114ZM113 153V154H114ZM130 153V154H129ZM164 153V152H163ZM169 153V154H170ZM203 153V152H202ZM206 153V155L207 156H205L206 158H208V154ZM222 153V152H221ZM253 153V154H252ZM50 154V153H49ZM58 154V155H57ZM63 154H64V152H63ZM72 154V155H73ZM79 154V155H78ZM78 156H80V155H83V154H80L79 152H78ZM100 154V155H101ZM135 154V153H134ZM133 154V155H134ZM166 154H168V153H166ZM194 153H192V155H193ZM227 154H230L229 152L227 153ZM232 154H235L234 152L232 153ZM232 154H230V156L232 155ZM237 154V153H236ZM238 154H239V152H238ZM239 154V155H240ZM251 154L253 155V156H251ZM256 154V155H255ZM23 155V154H22ZM51 155V154H50ZM49 155V157L47 156V154H46V158H44V160H46L47 158V160L46 161H49V159L52 157V156H50ZM54 156H53V158L54 159H56V158H58V157H56V156H59V157H63V155L62 156H60V154L59 153H56V154H53ZM56 155V156H55ZM66 155V154H65ZM65 155H64V157H65ZM76 155V154H75ZM76 155V156H77ZM87 155V154H86ZM86 155L84 156L85 157V161H87V163H89L88 161H90V160H86ZM106 155V154H105ZM104 155V156H105ZM126 155V154H125ZM124 155V157H125V159H127L126 160V162L127 161H129L128 160V158L126 157ZM191 155V154H190ZM189 155V156H190ZM222 155V154H221ZM220 155V156H221ZM6 156V155H5ZM32 156H33V153H32ZM42 156V155H41ZM75 156V158H78L79 160H81V157L79 158L78 156L76 157ZM91 156V155H90ZM90 156H88V157H90ZM92 156H93V154H92ZM110 156H113V158L112 159H110V158H108V160H110V161H108V160H106V162L105 163H107V164H105V163H103V164H101L102 162H100V164H101V166H99L98 165V169H103L104 171H106L107 169L109 170V174H110V172H111V176L113 175V176H115V174H113V173H115V172H112V171H110V168H114V167H116L117 165H118V162H120V158H122L123 160H124V158L122 157L123 155L120 153L119 154V152L118 153H116V154H114V155H111L110 154ZM164 156H166V155H164ZM189 156L187 157V158H189ZM204 156H201V159H202V157H204ZM211 156V155H210ZM226 157H223V158H230V156H227V155H225ZM234 156V157H233ZM232 157L236 160L237 159V157H239V156H237L236 157V155H233ZM243 156H240V158H239V160L237 159V161L238 162H236L235 161V163H234V166L236 165V164H240L239 163V161L240 162H242V164H243V160L241 159V157H243ZM23 157V156H22ZM24 157H25V155H24ZM37 157H39V156H37ZM162 157V158H161ZM169 157V156H168ZM182 157V158H183ZM197 157V156H196ZM196 157H194V158H196ZM199 157L200 156H198V159L196 158V160H198L199 161ZM205 157L203 158V159H205ZM211 157H214L213 156V154H212V156ZM210 157V158H211ZM216 157V156H215ZM232 157L230 158L231 160H232V162H233V159H232ZM236 157V158H235ZM53 158H51V160H50V162H51V164H53V162L54 161H56V160H54L53 162H52V160H53ZM60 158V159H61ZM67 158V157H66ZM90 158H92V157H90ZM93 158H95L96 159V157H93ZM99 158V157H98ZM102 158V157H101ZM107 158V157H106ZM105 158V159H106ZM132 158V157H131ZM166 158V157H165ZM179 158V159H178ZM190 158H192V157H190ZM218 158H219V156H218ZM222 158V157H221ZM228 158V159H229ZM246 158V159H245ZM30 159L29 158H27L26 160L27 161H29L30 162ZM37 159V158H36ZM39 159H41V161H43V157L42 158H39ZM60 159H59V161H60ZM94 159V161H96ZM129 159H130V156H129ZM193 159V158H192ZM191 159V160H192ZM215 158H211L210 160H212V162H213V160H214ZM227 159V160H228ZM83 160V159H82ZM100 160H103V158L102 159H100ZM132 160V159H131ZM130 160V161H131ZM134 160V159H133ZM143 160V159H142ZM166 160V161H165ZM188 160H190V159H188ZM187 160V161H188ZM207 161V163L205 162V164H207V166L209 167L210 166V164H209V162L211 163V161ZM220 160V159H219ZM222 160H224V159H221L220 160V163H222L221 161ZM242 160V161H241ZM26 161V162H27ZM38 161V160H37ZM37 161H35V159H34V161L32 162L33 163V165H34V163H36ZM58 161V160H57ZM56 161V162H57ZM78 160H74V162L73 161H71V163L74 165V163L75 162H77ZM92 161V160H91ZM90 161V163H92ZM184 161H185V158H184ZM202 161V160H201ZM216 163L218 162V159L217 160H214ZM25 162V163H26ZM29 162H27L28 164H27V166H25L26 168H28V167H30V165H29ZM50 162H49V164H50ZM56 162H54L55 164H56ZM79 162H81V161H79ZM99 162V161H98ZM104 162V161H103ZM190 162V164L192 165V164H195L194 162H196L197 163V161H194L193 163H191L192 161H189ZM188 162V163H189ZM18 163V162H17ZM38 163H39V161H38ZM38 163H36L35 165H37ZM42 162H40L39 163V165L41 164ZM44 163H46V164H48V162H44ZM84 162H82V164H83ZM89 163V164H90ZM134 163V162H133ZM133 163H130V164H128L129 166H127L126 164H125V162H124V165H126V166H123V164H120V165H118L117 166V168L119 169V170H126L125 172H127V171H132V170H134V173H135V168H136V166H138L137 168H139V164H137V163H135V164H133ZM166 164V165H164L163 166V164ZM170 163V164H169ZM187 163V165L189 166V164ZM216 163H212L211 165H213V166H210L209 168H212V167H214V164H216ZM219 163V164H220ZM230 163V165H231V162H229ZM228 162L227 163H222V164H224V165H226V164H229ZM14 164V163H13ZM12 164V165H13ZM45 164V165H46ZM62 164V163H61ZM58 165V166H60V167H62V165ZM64 164V163H63ZM65 164H67V163H65ZM65 164L63 165V166H65ZM69 164H70V162H69ZM69 164H67L68 166H65V167H63V168H67V167H71V166H69ZM72 164H70V165H72ZM77 164H81V163H78L77 162ZM86 164V163H85ZM93 164V163H92ZM105 164V166H103ZM137 164V165H136ZM183 164H184V162H183ZM202 164V163H201ZM205 164L203 163V166H201L200 164H199V166H201L202 168H201V170H204L206 167H205ZM219 164H218V166H219ZM222 164H220V165H222ZM17 165V164H16ZM20 165V164H19ZM24 165H26V164H24ZM88 165V164H87ZM123 167H122V166ZM170 165H171V167H170ZM182 165V164H181ZM181 165H180V168H181ZM185 165V164H184ZM191 165H190V167H191ZM197 165H198V163H197ZM229 165V166H230ZM245 165V166H246ZM21 166V165H20ZM41 166H44V165H41ZM51 166V165H50ZM75 166V165H74ZM83 166V165H82ZM81 166V167H82ZM86 166V165H85ZM103 166V167H102ZM122 168H121V167ZM140 166V167H141ZM188 166H186L187 167V169H184V168H186L185 166H184V168L182 169V170H180V171H178L179 169H178V167L179 166H177L176 167V171L177 172H173V173H169V175H168V172H169V170L167 171V173L165 172V174L164 175H162V179L163 178H166L163 182H165L166 180L168 181V182H166V183H168V184H166V183H163V182H158V184H157V181H158V179H157V181L154 183V181L156 180H154V176L152 175V173H151V177L153 176L154 178H153V183L156 185L155 187H153V190L151 189L150 191H149V187H148V190L146 189L147 188V186H148V184H147V186H146V183L148 182V180H151V178H147L148 180H147V182H146V180H142V183H143V185L145 186L144 188V191H143V194L145 195V193L147 192V191H149V193H151V196H153V193L155 194L156 192H157V194L160 192V191H162V192H164L165 194H167L166 196H168V194L169 193H171V194H169V196L171 197V198H173L172 197V194L173 193H175V195H176V197L177 196H179V194L177 195V193L178 192H176V188L178 187V186H180L181 185V183H183L182 181H186V183H191V187H192V183H200L199 184V186H201V184L203 183V180L205 181V180H207L208 181V179L209 178H207V177H209L208 175H204L207 179H203L202 180V182L201 181H197V179L195 180V178H194V180L196 181V182H191V181H188L187 182V178L190 180L191 179V177L192 176H194L195 175V173L197 174L198 172L200 173V171H195L194 172V170L196 169L195 167H193L194 168V170H193V168L191 167V170L193 171H190V167L188 168ZM196 166V165H195ZM216 166V165H215ZM227 166V165H226ZM225 166V167H226ZM228 166V167H229ZM233 165H231L230 167H232ZM237 166V165H236ZM32 167H35V169H36V166H32ZM31 167V168H32ZM53 167V166H52ZM80 167V166H79ZM90 167V166H89ZM89 167H87L88 168V170L90 169L91 170V168H89ZM121 169H120V168ZM168 167H166V168H168ZM174 167V168H173ZM198 167V166H197ZM205 167V168H204ZM221 167V166H220ZM224 166L222 165V168H223ZM228 167H226L224 170L222 169V168H220L221 170H219V171H217L216 170V168H218V167H215L213 170H215L216 171V175H214V173L213 172H210V173H213V175H214V179L216 178V176L217 175H219V177H220V175H223V176H221L218 180H220L221 182H222V179H225L226 180V177H231L232 175L231 174H233V171H232V173H230V171L228 172V170H226V169H228ZM230 167H229V169H230ZM39 168V167H38ZM73 168V167H72ZM82 168H84V167H82ZM156 168V167H155ZM236 168H238V167H235V170H234V172L235 171H237L238 173H240L241 171H239V169L238 170H236ZM245 168H247V166L245 167ZM7 169V168H6ZM19 169V168H18ZM41 169V168H40ZM54 169V168H53ZM59 169V168H58ZM58 169L56 168V170L58 171ZM61 169V171H62V168H60ZM79 169V168H78ZM77 169V170H78ZM102 169H101V171H102ZM143 170V167H141V169L139 170V171H141V170H143V171H146V170ZM165 169V170H164ZM171 169H170V171H171ZM178 169V170H177ZM199 169V168H198ZM232 169V168H231ZM11 170V169H10ZM49 170V169H48ZM76 170V169H75ZM83 170V169H82ZM86 170V172H87V169H85ZM89 170V171H90ZM93 170V169H92ZM91 170V175H90V178H91V176H93L94 174H92L94 171H96V170H94V171H92ZM111 170H113V169H111ZM115 170H116V168H115ZM118 170V171H119ZM152 170V169H151ZM155 170V169H154ZM154 170H152L151 172H155ZM158 169L156 168V171H157ZM174 170V171H175ZM205 170H207V169H205ZM209 171H210V169H208ZM208 170H207V172H208ZM212 170V171H213ZM224 172H223V171ZM225 170L228 172L227 174H228V176H227V174H225L226 172H225ZM243 170H242V174H243ZM55 171V170H54ZM60 171V170H59ZM65 171V170H64ZM84 171V170H83ZM147 171H146V174H147ZM161 171H159V172H157V173H160ZM48 172H50V171H48ZM107 172V171H106ZM105 172V175L104 176H106V173ZM123 172V171H122ZM149 172H150V169H149ZM190 172H192V173H194V175L192 174L191 175V173ZM218 172V173H217ZM236 172V173H237ZM36 173V172H35ZM62 173V172H61ZM60 173V174H61ZM73 173V172H72ZM79 173V172H78ZM81 173V172H80ZM83 173V172H82ZM89 173V172H88ZM95 173V172H94ZM96 173L98 174V172L96 171ZM95 173V175L97 176V174ZM99 173H103V171L102 172H100V170H99ZM132 174H133V171L131 172ZM137 173V175L140 177V175H141V173L143 174L144 172H140V175L138 174V172H136ZM135 173V174H136ZM156 173V172H155ZM156 173V174H157ZM210 173H208L209 175H210V177H211V174ZM230 173V174H229ZM7 174V173H6ZM52 174V173H51ZM87 174V173H86ZM86 174H79V175H82V176H85ZM104 174V173H103ZM109 174H107L108 176H109ZM118 174H120V172L118 173L117 172V174L116 175H118ZM123 174H125L124 172L122 173V174H120L122 177V179H123V177H125ZM128 174V175H127ZM130 173H126V175L129 177H131V174L129 175ZM134 174V175H135ZM150 174V173H149ZM155 174V176H157V175H160V174H157L156 175ZM167 174V176H165ZM171 174H173V175H171ZM185 174V175H184ZM203 174V173H202ZM202 174H198L197 176H199V177H197L198 178V180H200L201 179V176H202ZM242 174H241V176H240V174H238L240 177L239 178H241V180H243L244 178H242ZM28 175V174H27ZM35 175V174H34ZM45 175V174H44ZM89 174H87L86 176H88ZM134 175H133V178H128V181L130 182V186H133L132 184H133V182L134 181H136V180H139V179H137V175H135V177H134ZM180 175H182L183 177L184 176H187V177H185V178H182V180H181V176ZM212 175V176H213ZM225 175V176H224ZM231 175V176H230ZM235 174H233V176H234ZM238 175H237V177H238ZM43 176V175H42ZM47 176H48V174H47ZM69 176V175H68ZM68 176L66 175V177L68 178ZM74 176V174L71 176V177H73ZM82 176H80V181H78L77 180V183L78 182H80V183H82V181L84 180V182H83V185L85 184V180H87V181H89L88 179H89V176L88 177H83V178H85V179H83V180H81L82 178ZM98 176H102V174H100V175H98ZM97 176V177H98ZM103 176V177H104ZM127 176L125 177V179H127ZM143 176H144V174H143ZM149 176V177H150ZM177 176H179V178H177ZM204 176H202V178L204 177ZM51 177V176H50ZM49 177V180H48V178H47V180H45V181H49L50 183H52L51 181H54V179H51ZM59 177H61V176H58V178ZM70 177V178H71ZM75 177V176H74ZM77 177H79L78 175H76V178ZM94 177V176H93ZM93 177L91 178V179H93ZM96 177V179H98ZM102 177V178H103ZM142 177V176H141ZM223 177H225V178H223ZM33 178H36V175H35V177H33ZM41 178V177H40ZM64 178H65V176H64ZM76 178H73V180L75 179L76 180ZM88 178V179H87ZM101 178V177H100ZM111 178V177H110ZM109 178V179H110ZM114 178V177H113ZM117 178V177H116ZM119 178H120V176H119ZM119 178H117V179H119ZM136 179V180H133V179ZM159 178V177H158ZM218 178V177H217ZM216 178V179H217ZM26 179V178H25ZM44 179H46L45 177H44ZM72 179V178H71ZM71 179H64V181H65V183L66 184H71L73 181H71ZM78 179V178H77ZM91 179H90V181H91ZM94 179H95V177H94ZM94 179L92 180L93 181V184H94ZM103 179H105V178H103ZM103 179H101V180H103ZM108 179V177H106V180ZM125 179H124V183H121L122 185L123 184H125ZM129 179H131V180H129ZM143 179V178H142ZM178 179L180 180V184H179V181H178ZM193 179V178H192ZM215 179V180H216ZM27 180V179H26ZM39 180V179H38ZM59 181H60V179H58ZM57 180V181H58ZM62 180V179H61ZM100 180V182H103V181H101ZM114 180H116V179H113V181ZM120 180V179H119ZM161 180V179H160ZM211 181V179H210V184H213L214 182V184H215V186H216V182H217V180L216 181ZM227 180V181H228ZM20 181H22V180H20ZM25 181V180H24ZM29 181V180H28ZM33 181V180H32ZM40 182L42 181V180H39ZM38 181V183H39V185L37 184L35 187H38V186H41L40 184V182ZM44 181V180H43ZM44 181V182H45ZM66 181H68V183L66 182ZM89 181V182H90ZM120 181H122L123 182V180H120ZM120 181H118V182H120ZM144 181L146 182L145 184H144ZM184 181V182H185ZM207 181H205V182H207ZM220 181H218V182H220ZM227 181H225V182H227ZM244 181V180H243ZM243 181H241L242 183H243ZM35 182V181H34ZM33 182V183H34ZM37 182V181H36ZM97 183H98V181H96ZM109 183L111 182V185L113 184V182L112 181H108ZM129 182H126V184L127 183H129ZM132 182V183H131ZM139 182V181H138ZM177 182H178V186H177ZM212 182V183H211ZM225 182L224 183H220L221 184V186H222V184H225ZM18 183H19V181H18ZM23 183V182H22ZM21 183V184H22ZM27 183V182H26ZM43 183V182H42ZM56 183V182H55ZM64 183V182H63ZM74 184L76 183V182H73ZM80 183H78V184H80ZM105 183V182H104ZM103 183V184H104ZM116 183V182H115ZM141 183V182H140ZM151 183H152V181H151ZM196 183V184H197ZM14 184V183H13ZM30 184H31V182H30ZM29 184V185H30ZM43 184H45V183H43ZM42 184V185H43ZM48 184V183H47ZM59 184H61V185H63L62 184V182L61 183H58V185ZM89 184H91L90 186H87L88 184H86V187H91L92 186V182L91 183H89ZM106 184V183H105ZM105 184H104V186H105ZM120 184V183H119ZM120 184V185H121ZM185 184V183H184ZM189 184H188V186H189ZM195 184V185H196ZM207 184V183H206ZM205 183L204 184H202V186L204 187V186H208V185H206ZM220 184H218L217 185V187H212V186H209V187H211L210 189H213V188H218V186H220ZM26 185V184H25ZM34 185H35V183H34ZM49 185V184H48ZM53 185V184H52ZM56 185V184H55ZM72 185V184H71ZM75 185H77V184H75ZM102 185V184H101ZM101 185L99 186V187H101ZM107 185V187L109 186V184L107 183L106 184ZM115 185V184H114ZM129 185H125L126 187L128 186L129 187V189H130V186ZM135 182H134V186L133 187H135ZM151 184H149V186H150ZM14 186V185H13ZM18 186V185H17ZM23 186H24V183H23ZM23 186H20V190L22 191L23 189ZM31 186V185H30ZM43 186H45V185H43ZM67 186V185H66ZM103 186V187H104ZM115 186H117L118 188H119V186L118 185H115ZM124 186V187H125ZM142 186V184L140 185H136V187H138L139 189H137L136 190V194H135V196L138 194L139 195V193H138V191L141 193L142 191H141V189L143 190V187H141ZM196 186H198V185H196ZM199 186L197 187V189H198V191L199 190H201V187L199 188ZM221 186L216 190V192H215V189L214 190H212V191H214V192H212L211 190L209 191V188L208 189H206L208 192H206V190L204 189V191H205V193L203 194H201L200 193V191H199V193H200V195H197V191L195 190L196 189V187H192V188H195L194 190L196 191H194L193 189H191L190 191H188V192H190V193H186V189L184 190L181 186V188L184 190V192L186 193L185 195L186 196H188V198H190L191 199V197L192 196H189L190 194H193L192 193V191L195 193V194H193V196L195 197L196 195V197L193 199V201L191 200V203H189L190 201H189V199L188 198H186L185 197V200L186 199H188V200H186L185 202L187 203L188 201V207L190 206V208L193 206V205H197V206H193V207H197V209H198V207H200L199 206V204L201 203V204H203L202 202V200H204V203H205V200H207V201H209L210 203L211 202H213V201H219V199L221 198H217L220 194H221V190H219L220 188H221ZM224 186V185H223ZM257 186H259V188L260 189H258L257 191H253V190H256V189H253V188H257ZM10 187V186H9ZM22 187V188H21ZM26 187V186H25ZM31 187H34L33 186V184H32V186ZM31 187L30 188H28L29 190H34L33 188L31 189ZM52 187V186H51ZM53 187H54V185H53ZM65 187V186H64ZM67 187H69V186H67ZM76 187V186H75ZM74 187V188H75ZM78 187H79V185H78ZM84 187H85V185H84ZM116 187V188H117ZM121 187H123V186H120V189H121ZM151 187V186H150ZM17 188V187H16ZM115 187H114V191H116L115 189H116ZM117 188V189H118ZM152 188V187H151ZM179 188V187H178ZM181 188H179L178 190L180 191V190H182ZM206 188V187H205ZM224 188L225 187H223V192L225 193V195L224 194H221L222 196H225L226 197V190H224ZM262 188H264V186L262 187ZM40 189H41V187H40ZM51 189V188H50ZM54 189V188H53ZM65 189V188H64ZM91 189V188H90ZM103 189V188H102ZM119 189V190H120ZM132 189V188H131ZM130 189V191H132L133 192V194L135 193L133 190H131ZM203 189V188H202ZM231 189V188H230ZM236 189V188H235ZM253 189V190H252ZM26 190H27V188H26ZM36 190H38V188L36 189ZM55 190H58V188L56 187V189ZM54 190V191H55ZM60 190V189H59ZM58 190V191H59ZM61 190H63L62 188H61ZM60 190V191H61ZM83 190H84V188L82 189V191H81V189L79 190V191H81V192H79L78 190H73V192H72V194L74 193V197L77 199V197L76 196H78L79 195V193H80V195H79V197L81 196V193L83 192ZM98 190H100V188L98 189ZM105 191L107 190V189H104ZM125 191H126V195L130 192V191H128L127 192V190L126 189H124ZM146 190V191H145ZM169 190H171V192H168ZM177 190V191H178ZM189 190V189H188ZM237 191H240L239 189H236ZM263 190V189H262ZM261 190V191H262ZM18 191V190H17ZM16 191V192H17ZM28 191V190H27ZM39 191V190H38ZM41 191V190H40ZM39 191V192H40ZM57 191V192H58ZM59 191V192H60ZM77 192L76 193V196H75V192ZM96 191V190H95ZM109 191V190H108ZM108 191H107V196H111V194H109L108 195ZM113 191V189H112V193L114 192ZM125 191H123V192H125ZM172 191H174V192H172ZM204 191H201V192H204ZM218 191V192H217ZM229 191V190H228ZM29 192H31V191H29ZM34 192H36V191H34ZM45 192V191H44ZM85 192V191H84ZM92 192V191H91ZM117 192V191H116ZM116 192H114L115 194H116ZM120 192H121V190H120ZM131 192V193H132ZM168 192V193H167ZM181 192V191H180ZM179 192V193H180ZM256 192V193H255ZM262 192H264V191H262ZM33 193V192H32ZM38 193V192H37ZM36 193V194H37ZM43 193V192H42ZM109 193H111V191L109 192ZM130 193V194H131ZM163 193V195H164V197L163 196H161V197H163V200H165L166 199V197H165V194ZM183 192H181V194H182ZM230 193H232L233 194V196H234V193L236 194V192H235V190H234V193H233V191H229L228 193H227V197H229L228 196V194L229 195H231L232 196V194H230ZM238 194H236V196L237 195H239V192H237ZM14 194V193H13ZM17 194V193H16ZM19 194V193H18ZM21 194V193H20ZM52 194H55V193H53V191L51 192V194L50 195H52ZM57 194H59V193H57ZM61 194V197H60V199L59 200H61V198L63 197V196H65V195H63L62 193H60ZM71 194V195H72ZM101 194H102V192H101ZM101 194H100V200H101ZM103 194H104V192H103ZM105 194H106V192H105ZM142 194V196L144 197V195ZM157 194H155V196L157 197ZM180 194V195H181ZM184 194V193H183ZM182 194V195H183ZM26 195V194H25ZM31 195H33V194H31ZM49 195V196H50ZM63 195V196H62ZM87 195V194H86ZM91 195V194H90ZM95 195H96V193H95ZM98 195H99V193H98ZM98 195H97V199H99L98 198ZM112 195H114V194H112ZM122 195V194H121ZM124 195V196H123ZM123 195H122V197L120 196L118 199L120 200V198H121V201H122V199H123V201H127V203H129L130 201H132V199L128 202V199H129V196H133L132 194L131 195H129L128 194V198H127V200H124V197H125V194L123 193ZM146 195H149V197H150V194H148V192L146 193ZM174 195V194H173ZM174 195V196H175ZM19 196V195H18ZM22 196V195H21ZM21 196H19V197H21ZM34 197H35V195H33ZM33 196H30V198L28 199L29 201H31V203L30 204H32V202H33V200L36 198H33V200H30ZM38 196H40V195H38ZM37 196V197H38ZM45 196V195H44ZM60 196V195H59ZM105 196V195H104ZM107 196H105L106 198H107ZM115 196V195H114ZM134 196V197H135ZM141 196V194L139 195V197ZM140 197L141 198V200L139 199V200H137V201H139V202H144V200H147V199H145L144 198V200H142V198L143 197ZM154 196V197H155ZM160 196H158V198L160 197ZM234 197L235 198V200H237V201H239L238 199H236L237 197ZM24 197V196H23ZM27 197V196H26ZM50 197H52V196H50ZM66 197H70L69 195L68 196H65V198ZM73 197V198H74ZM85 197V196H84ZM84 197H83V199H84ZM91 197V196H90ZM115 197H117V196H115ZM114 197V198H115ZM127 197V196H126ZM126 197H125V199H126ZM137 197V196H136ZM135 197V198H136ZM156 197H155V199H156ZM160 197V198H161ZM170 197H168L167 198V200H165V201H167V202H165V201H163L162 200V198L160 199L161 201H163V202H165L166 204L167 203H169V205H172V203L170 204V201L169 200H172ZM225 197H223V199H226ZM264 197V196H263ZM39 198V197H38ZM59 198V197H58ZM88 198V197H87ZM106 198H104V202H102V203H104V205H106L105 204V201L107 200ZM109 198V197H108ZM111 198V197H110ZM113 198V197H112ZM133 198V197H132ZM147 198V197H146ZM151 198V197H150ZM150 198H148L149 200H150ZM153 198V197H152ZM178 198V197H177ZM177 198H176V200H177ZM181 198V197H180ZM216 198V199H215ZM234 198H233V200H234ZM238 198H240V197H238ZM22 199H24V198H22ZM70 199H72V197H70ZM78 199H80V198H78ZM215 199V200H214ZM228 199V198H227ZM229 199H230V197H229ZM17 200V199H16ZM50 200V199H49ZM59 200H55V202H57V201H59ZM69 200V199H68ZM86 200V199H85ZM89 200H90V198H89ZM89 200L87 201V202H89ZM109 200V199H108ZM114 200V199H113ZM119 200L117 201V200H115V201H117L118 203H112V204H119ZM148 200V201H149ZM152 200V199H151ZM175 200V199H174ZM173 200V201H174ZM182 200V199H181ZM181 200H177V201H179V202H181L182 203V205L184 204V199L181 201ZM221 200V199H220ZM231 200V199H230ZM232 200V201H233ZM234 200V201H235ZM243 200V199H242ZM247 200V201H248ZM17 201H23V200H19V198H18V200ZM24 201L25 202H22V203H26V200L24 199ZM28 201V202H29ZM62 201V200H61ZM64 201L66 202L67 201V198H66V200L64 199ZM80 201V200H79ZM96 201V200H95ZM109 201H111V200H109ZM108 201V202H109ZM121 202V204L122 203H124V202ZM177 201H175L174 203H175V205H176V207H175V209L174 210H172V207L174 208V206H170V210H169V207H168V211L167 212H169V211H171L172 210V212H169L170 213V220L169 221H172L173 219L172 218H174V216H176L175 214L176 213H179L180 211H182L183 212V210H185V208L187 207V206H182V205H180V207L178 206L177 207V204H178V202ZM240 201H241V199H240ZM239 201V202H240ZM244 201V200H243ZM243 201H242V203H243ZM247 201L245 200V203L247 204ZM252 201H251V204H252ZM259 202L261 201V199H259L258 200ZM263 201H264V199H263ZM11 202H13V201H11ZM27 202V203H28ZM35 202V201H34ZM33 202V203H34ZM36 202H37V199H36ZM36 202L34 203V205L36 204ZM54 202V203H55ZM77 202V201H76ZM91 202V201H90ZM108 202H106V203H108ZM113 202V201H112ZM135 202V201H134ZM138 202V203H139ZM146 202V201H145ZM209 202L207 203V204H209ZM226 202H228L227 200H226ZM231 202V201H230ZM238 202V203H239ZM249 202V201H248ZM258 202V203H259ZM14 203H16L17 204V202H15L14 201ZM41 203V202H40ZM50 203H53V202H50ZM53 203V204H54ZM58 203V202H57ZM57 203H55V205L57 204ZM92 203V202H91ZM127 203H125L126 205L125 206H127L128 204ZM132 203V202H131ZM136 203V202H135ZM135 203H133L132 205H134ZM137 203V204H138ZM173 203V204H174ZM181 203H179V204H181ZM255 203V202H254ZM254 203H253V206H254ZM15 204V205H16ZM42 204V203H41ZM41 204H39V205H41ZM61 205H62V203H60ZM84 204H86V201H85V203ZM93 204V203H92ZM111 204V205H112ZM120 204V205H121ZM147 204V203H146ZM160 204V203H159ZM165 204V205H166ZM214 204L215 203H213V204H209V206L208 207H210L209 208V210H208V208H207V206L205 205V206H203V208L204 207H206L205 209L207 210V211H209V214H218V213H222V214H220L221 216V218L223 217V218H225V220H222V222L223 221H225L224 223H221V224H219L218 223V219L216 218V216H219V215H216L215 216V218L214 219H217V221H215L214 223H212L211 224V220H213V219H209L208 217H211V216H209V214L207 213V211L205 212V213H207L208 214V219H209V222L208 223H210V224H208L210 227H206V228H208L206 231H205V229L203 228V227H205V225H202V228L204 229V231L202 230V228H201V226H199V227H197V228H192V223L191 222H193V224H194V222L195 221H191V222H189L188 224L190 225V227H188V225L186 224V220H185V224L186 225H172L171 223H169V221H168V217H166V218H168L167 219V221H168V223H167V221L165 220V222L167 223V224H170V225H172V226H170V225H167V226H170V227H168L169 228V230L171 231V229H173V231H174V235H172V237L171 236H169V234L171 235V233H169L168 234V229L167 228H163V227H161L162 228V230H165L166 229V235L168 234V238L169 237H171L169 240H168V242L167 241H165V242H163L162 244H166V242H167V244H168V247H169V245H170V247L171 248H173V246L175 247V250L179 253V255H177V254H173V252H171L173 249H171V251L169 252V253H172L171 255H177V256H179V258L177 257H174L173 259H171L172 257H169L168 255H167V257H164L165 255H166V253H165V255H161L160 257H164V258H166V259H169V261L170 260H172L171 262H170V264H205V262H207V260L208 261H211V264H244V262H245V260H250V262L248 261V263H250V264H264V208L263 209H261V210H255V208H254V211L252 210V211H248L249 209H247L249 206H247V205H242L241 207L242 208H244L245 206V210L246 211H244V212H237V209H236V211L235 210H227L226 211V209L227 208H230L231 206L229 205V207H227V206H224V207H227L226 209H224V208H221V207H219V208H215L216 206L218 207L219 205H215L214 206ZM216 204H220V206H222L221 205V202H217ZM222 204L223 205H225V204H228V203H224V202H222ZM229 204H232V202L231 203H229ZM237 204V203H236ZM257 203H255V205H256ZM262 204H264V203H262V201H261V205ZM10 205V204H9ZM43 205H45V203H44V201H43ZM43 205H41V206H43ZM81 205H82V203H81ZM80 205V206H81ZM103 204H102V206H104ZM129 205H130V207H131V204L129 203ZM129 205H128V207H129ZM150 205V204H149ZM168 205V204H167ZM211 205H213V206H211ZM234 205V207H235V204H233ZM240 205V204H239ZM5 206V205H4ZM13 206V205H12ZM17 206V205H16ZM15 206V207H16ZM23 206H24V204H23ZM26 206L27 207H29L27 204H26ZM31 206H33V205H31ZM38 206V205H37ZM41 206H39V207H41ZM56 206H58V204L56 205ZM55 206V207H56ZM93 206H94V204H93ZM109 206V205H108ZM112 206H114V205H112ZM117 206V205H116ZM123 204L121 205V206H119V207H125ZM140 206H141V204H140ZM146 206V205H145ZM158 206V205H157ZM237 206V205H236ZM244 206V207H243ZM259 206H260V203H259ZM259 206H258V208H259ZM8 207V206H7ZM14 207V206H13ZM14 207V208H15ZM21 208H23L22 206H20ZM52 207H54V206H52ZM85 207V206H84ZM90 207V206H89ZM89 207H87V208H89ZM115 207V206H114ZM113 207V208H114ZM118 207V206H117ZM116 207V208H117ZM118 207V208H119ZM165 207V206H164ZM238 207V209H240L241 207L240 206H237ZM240 207V208H239ZM250 207H252V206H250ZM257 207V206H256ZM261 207H264V205L263 206H261ZM14 208H12V207H9L8 208V211H6L7 213H6V215L7 214H10L12 211H14ZM42 208V207H41ZM44 208V207H43ZM83 208V207H82ZM103 208V207H102ZM101 208V209H102ZM108 207H106V209H107ZM113 208H109V210H111V209H113ZM117 208V209H118ZM133 208V207H132ZM132 208H130L131 210H132ZM135 208V207H134ZM137 208V207H136ZM232 208V207H231ZM236 208V207H235ZM235 208H233V209H235ZM20 209V208H19ZM29 209V208H28ZM33 209V208H32ZM31 209V210H32ZM39 209V208H38ZM77 209V208H76ZM97 209H99V208H96V210ZM100 209V210H101ZM116 209V210H117ZM121 209H123V208H121ZM127 209V208H126ZM138 209V208H137ZM144 209V208H143ZM143 209H142V211H143ZM146 209V208H145ZM149 209V208H148ZM152 209H154V207L152 208ZM200 209V211H202V210H204V209H202L201 210V207L199 208ZM198 209V210H199ZM251 209H253V208H251ZM250 209V210H251ZM21 210H23V209H21ZM26 210V209H25ZM36 210V209H35ZM34 210V211H35ZM41 210V209H40ZM87 210V209H86ZM114 210V209H113ZM135 210V209H134ZM186 210H188L187 211V213L188 212H190L189 214L191 215V213H193V210L194 211H196L195 209H192V211L188 208V209H186ZM190 210V211H189ZM222 210H225V213H223L222 212ZM242 210V209H241ZM244 210V209H243ZM42 211H43V209H42ZM91 211H93V210H91ZM94 211H95V208H94ZM25 212V211H24ZM96 212V211H95ZM109 212V211H108ZM113 212V211H112ZM123 212V211H122ZM129 212H131V211H129ZM138 212V211H137ZM186 212V211H185ZM197 212H199V211H196V213ZM32 213V212H31ZM97 213V212H96ZM126 213V212H125ZM168 213V214H169ZM200 213H202V212H200ZM199 213V214H200ZM204 213V214H205ZM14 214V213H13ZM36 214V213H35ZM37 214H39V213H37ZM36 214V216H38ZM49 214V213H48ZM77 214V213H76ZM106 214V213H105ZM104 214V215H105ZM183 214V213H182ZM189 214H186L187 215V218L189 217ZM195 214V213H194ZM193 214V215H194ZM225 214V216H223ZM42 215V214H41ZM107 215V214H106ZM132 215H133V212H132ZM132 215H130V216H132ZM135 215H136V213H135ZM185 215V216H186ZM193 215H191L189 218H188V220H192L193 219ZM196 216H200V215H197V214H195ZM206 215V214H205ZM12 216V215H11ZM90 216V215H89ZM97 216V215H96ZM102 216H103V214H102ZM111 216V215H110ZM130 216H128V217H130ZM139 216V215H138ZM177 216H178V214H177ZM176 216V218H177V220H178V218H179V222H181L182 220V217H181V219H180V217L178 216L177 217ZM183 217V220L186 218V217ZM202 216H204L203 215V213H202ZM201 216V217H202ZM24 217V216H23ZM38 217H40V216H38ZM105 217V216H104ZM127 217V218H128ZM135 216L133 215V219L130 217V221L132 222H134V219L136 220V218L138 219H140V217L141 216H139V217H137L136 216V218H134ZM164 217V216H163ZM15 218V217H14ZM114 218V217H113ZM176 218H174L175 220H176ZM194 218H195V216H194ZM207 218H203V219H207ZM213 218V217H212ZM219 218V217H218ZM23 219V218H22ZM100 219V218H99ZM108 219H110V218H108ZM158 219V218H157ZM165 219V218H164ZM172 219V220H171ZM198 219H200V218H198ZM15 220V219H14ZM113 220V219H112ZM123 220V219H122ZM125 220H127L128 222H129V219H125ZM144 220V219H143ZM181 220V221H180ZM194 220H196V219H194ZM221 220V219H220ZM28 221V220H27ZM30 221V220H29ZM174 221V220H173ZM177 221V222H178ZM197 221V220H196ZM201 221H202V219H201ZM200 221V222H201ZM204 221V220H203ZM202 221V222H203ZM19 222V221H18ZM21 222V221H20ZM80 222H81V220H80ZM110 222V221H109ZM115 222V221H114ZM116 222H118V221H116ZM126 222V221H125ZM142 222V219L140 220V222L139 223H141ZM147 222V221H146ZM164 222V223H165ZM175 222V221H174ZM206 222V221H205ZM204 222V223H205ZM243 222V223H242ZM97 223V222H96ZM113 223V222H112ZM160 223V222H159ZM183 223V221H182V223L181 224H184ZM197 223H198V221H197ZM196 222H195V224H197ZM245 223V224H244ZM16 224V223H15ZM138 224V223H137ZM143 224V223H142ZM199 224V223H198ZM207 224V223H206ZM243 224V225H242ZM70 225V224H69ZM97 225V224H96ZM114 225V224H113ZM139 225V224H138ZM164 226H165V224H163ZM200 225V224H199ZM241 225V226H240ZM147 226V225H146ZM153 226V225H152ZM156 226V225H155ZM167 226H165V227H167ZM184 226L186 227H188V231L186 230V228L184 229ZM195 226V225H194ZM207 226V225H206ZM86 227H87V225H86ZM98 228V227H97ZM107 228V227H106ZM105 228V229H106ZM150 228V227H149ZM156 228L158 229V227L156 226ZM171 228V229H170ZM200 228H201V230H200ZM85 229V228H84ZM151 229V228H150ZM71 230V229H70ZM96 230V229H95ZM155 230V229H154ZM153 230V231H154ZM161 229H158V231H160ZM152 230H151V233H153V236H156V232H153ZM156 231V230H155ZM201 231V232H200ZM97 232V231H96ZM222 232V234L224 233V232H226L225 234H226V238L228 239V241H223V242H225V243H223L222 244V246L220 247V246H218V248L219 249H217V250H215V248L213 249L212 247H214L213 245H212V247L210 246L211 244H213V243H211V241H212V239L214 240L215 238H217V234H219V233H221ZM95 233V232H94ZM151 233H147L146 232V234L147 235H151L152 236V234ZM158 233H160V234H165V232L164 231H161V232H158ZM173 233V232H172ZM144 234V233H143ZM159 234V236L161 237H163L164 238V236L165 235H160ZM221 234V235H222ZM158 235V234H157ZM216 235V236H215ZM221 235H219L220 236V238L221 239H223L222 237H221ZM224 235V234H223ZM95 236V235H94ZM151 236H146V238H144V239H146L147 240V237H151ZM153 236L151 237V241H152V239H154L153 238ZM159 236H157L155 239H157ZM215 237V238H212V237ZM225 236V235H224ZM66 237V236H65ZM64 237V238H65ZM159 237V238H160ZM162 237H161V239H162ZM158 238V239H159ZM212 238V239H211ZM219 237H218V239H220ZM225 238V237H224ZM68 239V238H67ZM95 239V238H94ZM165 239L167 240V237L165 236ZM164 239V240H165ZM71 240V239H70ZM69 240V241H70ZM78 240V239H77ZM77 240H75V241H77ZM102 240V239H101ZM142 240V239H141ZM163 240V239H162ZM209 240H210V243H209ZM62 241V240H61ZM61 241H59V242H61ZM96 241H98V239L96 238L95 239V242ZM100 241V240H99ZM99 241L98 242H96V244H94V245H97L98 243H99ZM106 241V240H105ZM149 242H151L150 240H148ZM147 241V242H148ZM221 241V242H222ZM63 242V241H62ZM66 242V241H65ZM79 242V241H78ZM93 242V241H92ZM162 242V241H161ZM161 242H159L158 244H160ZM216 241L214 240V243H215ZM227 242V243H226ZM64 243V242H63ZM62 243V244H63ZM74 242H72V244H73ZM80 243V242H79ZM79 243H77L76 242V244H79ZM91 243V242H90ZM100 243H102V241L100 242ZM105 243V242H104ZM152 244H153V242H151ZM155 243H156V241H155ZM61 244V245H62ZM69 244H70V242H69ZM76 244H74V245H76ZM82 244V243H81ZM81 244H80V246H81ZM84 245H87V244H85V243H83ZM92 244V243H91ZM90 244V245H91ZM157 244V245H158ZM164 244V245H165ZM167 244H166V246H167ZM90 245L88 244V248H90ZM99 246H100V244H98ZM108 245H110V244H108ZM163 245V246H164ZM215 245V244H214ZM92 246V245H91ZM105 247L104 245H101L100 246V248L101 247ZM111 246V245H110ZM149 246V245H148ZM154 246V245H153ZM163 246H161V244H160V247H163ZM215 246H217V245H215ZM64 247H66V245H64ZM69 247H75V246H73V245H69ZM77 247H79L78 245H77ZM92 247H94V246H92ZM102 247V248H103ZM147 247V246H146ZM150 247L152 248V245L150 244ZM168 247H167V249H168ZM195 247V249L196 250H194L193 248ZM212 249H211V248ZM67 248H68V244H67ZM76 248V247H75ZM108 248H109V246H108ZM118 250H119V248H121V246L120 247H116ZM114 249V248H112V249H114V251L115 252H117V249ZM124 248V247H123ZM153 248H155V247H153ZM212 250V251H210V249ZM94 249V248H93ZM96 249H97V247H96ZM98 249H99V247H98ZM104 249V248H103ZM102 249V250H103ZM105 249H107V248H105ZM104 249V250H105ZM111 248H109V250H110ZM122 249V248H121ZM120 249V250H121ZM127 249V248H126ZM146 249V248H145ZM147 249H148V251H149V248L147 247ZM155 249H159V245H158V248L156 247ZM155 249H153L152 251H154ZM167 249H166V251H165V246H164V251L165 252H167ZM170 249V248H169ZM169 249H168V251H169ZM206 249H208L211 253H209V251L208 250H206ZM88 250V249H87ZM99 250H101V249H99ZM101 250V251H102ZM103 250V251H104ZM119 250V251H120ZM160 250H162V248L160 249ZM174 250V251H175ZM204 250H206V251H208V253L206 254L205 252H204ZM241 251V253L239 252V251ZM95 251V250H94ZM101 251H98L99 253H100V255H101ZM108 251V250H107ZM113 251V250H112ZM127 251L128 252H130V251H132V250H128L127 249ZM127 251H120L121 253H122V255H125L124 253L125 252H127ZM135 251V250H134ZM133 251V252H134ZM156 251H158V250H156ZM156 251H155V255L154 256H152V258H149V259H151V262H149L148 261V257L146 258L147 259V262H149V263H147V264H158L157 263V261H158V259L156 260V262H155V260H154V262L152 261V259H153V257H154V259H155V256H158V255H156V254H159V253H156ZM175 251V252H176ZM236 251H237V253L239 252L240 254L239 255H237V254H235L236 253ZM93 252V251H92ZM92 252H90V249H89V253H91V254H93ZM96 253V254H99V253ZM114 252V253H115ZM120 252H118L117 254H118V256L121 254ZM127 252V253H128ZM150 252V251H149ZM163 252V251H162ZM235 252V253H234ZM86 253H88V252H86ZM103 253V252H102ZM109 254H110V252H108ZM106 254V255H109V254ZM113 253V254H114ZM120 253V254H119ZM126 253V255H128V256H130L129 255V253L127 254ZM131 253V252H130ZM145 253H146V251H145ZM148 253V252H147ZM232 253H234L235 255L232 257L230 254H232ZM84 254V253H83ZM90 254V255H91ZM142 254V253H141ZM94 255V254H93ZM92 255V256H93ZM99 255V256H100ZM104 255V258H105V252L102 254V256ZM116 255V254H115ZM170 255V254H169ZM170 255V256H171ZM233 255V254H232ZM117 255L116 256H112V257H114V258H116L117 260L119 259V261H120V258L121 257H118ZM145 256V255H144ZM111 257V258H112ZM118 257V258H117ZM131 257V256H130ZM139 257V256H138ZM142 257V256H141ZM169 257V258H168ZM114 258L112 259V263H113V260H114ZM122 259H124V256H122V258H121V262L123 261L125 264L127 263V262H125V260H122ZM126 259V258H125ZM166 259H164V261L162 260V264H164L165 263V261H166ZM174 259H176V260H174ZM107 261V260H106ZM105 261V262H106ZM117 262V264H121L120 262ZM127 261V260H126ZM132 262H133V260H131ZM138 261V260H137ZM136 261V262H137ZM146 261V260H145ZM169 261H166L167 263L169 262ZM51 262V261H50ZM108 263L110 262V261H107ZM122 262V263H123ZM129 262V261H128ZM131 262V263H132ZM135 262V264H137ZM139 263H140V261H138ZM153 262V263H152ZM107 263V264H108ZM123 263V264H124ZM130 263V264H131ZM138 263V264H139ZM161 263V262H160ZM166 263V264H167ZM210 263V262H209ZM208 263V264H209ZM246 263V262H245ZM247 263V264H248ZM49 264V263H48ZM52 264V263H51ZM113 264H115V263H113ZM133 264V263H132ZM141 264H142V262H141ZM144 264V263H143ZM169 264V263H168Z\"/></svg>",
    "mask_w": 264,
    "mask_h": 264
},
{
    "label": "rangeland",
    "instance_id": "obj_2",
    "mask_svg": "<svg viewBox=\"0 0 264 264\" xmlns=\"http://www.w3.org/2000/svg\"><path fill=\"white\" fill-rule=\"evenodd\" d=\"M21 2H20V5L22 6V4H23V6H22V8L25 10V8L27 9L26 11H32V10H34V9H36V10H34V11H36V13L39 15V16H41L40 17V19H42V17H43V19L46 17V19H44V20H41V24L39 25L40 27H41V32H40V34L41 33H43V34H41V37L39 36L40 34L38 33V37L35 35L34 37H33V35L31 36V37H27V38H30L29 40V43H30V45H29V43H28V41H27V38H26V40L24 41V43H28V44H23V43H20V41H15V43H12L11 42V40L13 41V37L11 36V38H10V35H12L14 32L16 33V30H14L15 28L13 27V26H10L9 24H11L12 25V23H10V21H12V20H8L9 18H5L4 16V18L2 17V15H0V30H2V31H0V33H2V34H0V264H107L108 262L107 261H110L108 264H113V263H115V264H117V262L119 261V259L117 260L116 258H114V257H112V256H118V252H122V251H127V249L130 251V250H132V251H130V252H128L129 253V255L131 256H128V255H126V253L127 252H125L124 254L125 255H122V253L118 256V257H121L122 258V256H124V259H122V260H125V262H127L126 264H130L132 261L131 260H133V264H135V262L138 260V261H140V263L137 261L136 263L138 264H141V262H142V264L144 263V264H147V263H149V262H151V259H149V258H152V256H154L155 255V251L156 250H158V251H156V253H159V254H156V255H158V256H155V259H154V257H153V259H152V261L154 262V260H155V262H156V260L158 259V261H157V263L158 264H162V260L164 261V259H166V258H164V257H167V255L169 256V257H172L171 259H173L174 257H178L179 258V256H177V255H179V253L175 250V247L173 246V248H171L170 247V245H169V247H168V244H167V242H168V240L172 237V235H174V231H173V229H171V231L169 230V228L168 227H170V226H172L173 224L175 225H188V227H190V223L189 222H191V221H195L196 223H197V221H198V223L200 224H195V222H194V224H193V222H191L192 223V228H197V227H199V226H201V228H202V225H205V227H203L204 229L206 228V227H210L208 224H210V223H208L209 222V219H213V220H211L210 222H211V224L212 223H214L215 221H217V219H218V223L219 224H221V223H224L225 221H223L222 222V220H225V218H221L220 216V214H222L221 212L220 213H218V214H209V211H207L206 209L208 208V210H209V208L210 207H208L209 206V204H213V203H215L214 204V206L215 205H219L218 207L216 206L215 208H219V207H221V208H224V209H226L227 207H229V205L232 207H230V208H227L226 209V211L229 209H231V210H235L236 211V209H237V212H244V211H246L247 209H251V208H253V209H249L248 211H254V208H255V210H261V209H263L264 207H261V206H263L264 204H262L261 205V201H262V203H264V201H263V199H264V192H262V191H264V188H262L263 186H260V188H261V190H258V189H260L259 188V186H257V188L255 187V188H253V189H256V190H253V191H257L258 190V192L256 193V194H259V192H261L260 193V196L261 197H259V198H256L254 201H252V204H251V201L250 200H248V199H246V197L244 196V194H243V196H242V194H241V192H243V190H241V185L243 186V184H245L246 182V180L247 179H245V176H244V173H245V171L247 172V170L249 169V171H250V173H252L251 172V170H250V168H248V167H250V166H248V165H246V163H248V162H244V160L242 159V158H244V156L243 155H241L240 153H241V151H243V150H246L247 151V149L246 148H248V145L247 146H243V144H244V142L243 141H245V142H247V141H250L251 140V136H255V135H257V133L259 134H261L262 132H264V131H261V129L263 128V130H264V124H263V126H261L262 125V123H263V121H264V119L262 120V118H264L263 116V113L261 114H259L260 115V117L259 118H261V116H262V118H261V122H259V121H257V122H259V123H257V122H255L256 124H260V125H255L254 123H253V125H249V127H247L248 128V130L250 129V130H252L251 132L249 131L248 132V130L246 131V132H248V135L251 137H249L248 135L245 137L246 138V140L243 138V139H241L242 140V142L243 143H241V140H240V142H239V137H240V134H238V132H242V130H244L246 127L244 126H241V125H239V126H237V135H236V133L235 132H232V135L234 136H236L237 137V139H236V141L235 142H238V144L239 143H241V145H242V148L243 149H241V145L239 144V148H240V150L241 151H239L238 150V152H239V154H238V152L236 151L237 150V147L238 146H236V145H238V144H236L235 146H236V148H233L235 151H231L230 152V150H233V149H229V153L230 154H232L233 152L235 153V154H232L231 156H230V154H227L228 152L226 151V153H225V155H227V156H230V158L233 156V155H236V157L237 156H239V157H237V159L239 160V158H240V156H243V157H241V159L243 160V164H242V162H240L239 161V163L240 164H236L235 166H234V163H235V161L236 162H238L237 161V159L235 160L233 157H232V159H233V162H232V160L229 158H223V157H226L225 155H223L224 154V151L225 150H227V148H225V149H223V150H221V151H218L217 153H219L220 155H215L212 151H208V153L209 152H212V154H213V156L214 157H211L212 156V154H208L207 153V150H209V149H205L204 148V150H206V151H202L203 149V146H201L200 148L202 149H200L199 148V141H203L205 138V135L206 134H208V131L206 130L205 132L204 131H200L201 133H199V131H196V133H195V135H197V139H193V140H189V142H187V144L185 143L184 144V142L182 143H178V145H180L181 146V148L183 147V146H185V147H188V148H190L191 149V147L190 146H192V148H195V151L197 152V151H199V153H200V150H201V154L202 155H200L199 153H197V154H195V151H193V149L191 150V151H193V152H191V153H189L187 156H182L179 160H181L182 159V162L180 161L179 163H178V165H177V163H175V164H173L172 162L174 161V160H172V159H174L176 156L175 155H173L174 156V158L173 157H170V156H172V153L175 151V147H176V145H177V143L176 144H174L173 145V143L171 144L172 146H169V142L168 141H163V143H161V144H163L164 146L163 147H165V146H167V144H168V146L167 147H169V148H173L174 149V151L173 150H171V149H169V151H162L161 149H163V148H160V150H159V147H161L162 145L160 144V145H158V146H155V144H156V142L157 143H160V142H162V140H165V138H170V136L171 137H173L174 139H179V138H182V137H184L185 135H186V130L184 131L183 129L182 130H177V132H178V136H176L175 134H173L174 136H176L177 138H175L174 136H172L171 134H169V132H163L162 134L163 135H161V137H160V134L159 133H161V131L160 132H156L157 133V135H158V138H157V136L155 135V134H152V135H155V136H153L154 138H156V140L153 138V137H151L150 135H149V137L152 139H149V137H148V139L149 140H151V144H153V143H155V144H153L155 147H157V149L155 148V147H152L153 145H151V147H152V150L154 151V149H156V152H153L152 150H150L151 149V147H150V141H148L147 139V142H148V144H146V140H143L142 142H144V143H141L140 144V142H141V140L142 139H140L139 141H136V142H134V143H131V144H133L132 146H130L128 143H126L125 145H123L122 143V141H123V139L122 138H119V140H122L121 142L122 143H120V145L122 144L123 145V147H124V149L123 150H125V151H127V150H130V147H132L133 148V152L132 151H129L130 153L132 152L133 154H131V155H129L130 156V159H129V156H128V152H125V154H123L124 152H123V150L122 149H120L119 147L117 148V146H120V145H116V143L118 142V139H117V141L115 142V140H114V142H112V144L113 143H115L114 145L116 146H114V145H112L111 144V142L110 141H106V142H110L109 144H107L106 142H105V140H102V139H105L106 137H104L103 138V135H104V133H103V135H100L99 134V132H98V134H99V137H101L102 139H100V138H98V135H96L97 136V139H99V140H96V137H95V135H93V134H95L94 132H92V130L91 129H85L87 132H86V134L84 133L85 131H80L81 129H79V131H78V129L76 128V125H77V123H78V121H79V119L77 118V116H80L79 115V113H77V114H75V115H72V117H71V115H69V117H68V119H67V116H68V114H71V112L72 111H76V112H82L84 109V111L86 112V114L87 113H89V111L91 110V109H95V110H91V111H97L96 109H98L99 107V111H97V112H102V113H104V115L105 114H110V113H112V117H113V115H114V117H113V120H114V118L116 117H118V118H120V116L122 115L123 116V114L125 113L126 114V112L128 111L129 113H132L133 111H134V109H138V108H140V107H138V108H136L137 106H132V105H130L131 107H132V111L130 112V106H127V108H126V112H123L121 115L120 114H116L117 112L116 111H118L117 109H119V107H117L116 105H118L119 106V103L120 102H116V101H121V100H118V99H116V101H112V107L113 106H115V107H113V108H115V109H113L112 108V110H111V108L110 109H107L110 113H107V112H104L105 111V109H106V107L105 106H103V107H105V109H102V106H100V100L101 99H99V103H97L98 102V100H96V99H94V98H103V97H101V95H103L101 92H103V91H101V89L97 86L95 89L93 88V87H87L89 84H87V86H86V84H85V88L87 87V89L89 88V91H91V89H94V91L96 90H98V88H99V90L101 91V92H99V90L97 91V94L95 95L94 93H93V91H91V92H89L87 89H85V90H87L86 92H84L85 94H83V93H81V92H83V91H81L82 90V88H83V84L84 83H79V82H77L78 80H82L81 79V77H76V73L79 71V70H81V71H84V68L86 67V66H88L89 68H93V64H95V66L96 67H98V64H99V66H101L102 64L103 65H105L104 63H106L107 62V65H105V67H106V70H108L109 69V67H111V66H109V62L108 61H110V63L111 62H113V63H111L110 65H113V68H114V66L116 67L117 66V68H110L111 69V71H110V69L107 71L108 73L109 72H111V74L114 72V73H117V74H121V75H123V76H125L126 75V77L125 78H128V74H129V78H131L132 76H138V77H140V78H143L145 75V77H147L148 76V74L150 73L151 75H152V73L154 74V75H158V74H155V72L157 73V72H159V76L160 77H164V76H166V75H164V73L165 74H169V73H171V74H169V75H171L170 77L171 78H173L174 79V81H173V79H172V81L173 82H176L175 80H178V77L177 76H175L176 74H174V75H172V71H169V69H164V70H166V71H164L163 70V68L165 67L164 65L162 66V65H160V63H162L161 61H163V62H165V60L166 61H169V60H171V59H173V60H175L176 62H179L181 65H183L184 67L185 66H188V65H190L193 61L196 63V62H198L199 64L197 65V63L195 64L194 62V64H191V65H197V67L200 65L201 67L203 66V64L204 63H206V62H203L202 63V60H201V58L200 57H203L204 56V49H205V47H203V48H201L202 46H200V47H198V48H196V49H194V50H189V49H186L185 48V50L187 51H190V52H186V51H184V49L182 50L183 51V53L184 54H181L182 53V51H180L179 53L182 55H180L179 53V55L180 56H178V54H175V56H172V52H170L171 53V57H170V54L169 53H167L164 49H167V48H164L163 47V50H161V51H163V52H161V56H160V58L161 57H163V58H166L167 56H169V57H167L165 60L163 59V58H159L161 61L159 62V64H158V62L156 63H154V62H152V63H154L155 64V67H154V65L152 64H150L151 63V61H148L147 63L149 64V65H147V64H145L144 63V61L145 60H149L150 58L151 59H158L157 57H159L158 55H156L155 53H157L158 54V51L160 52V50H158L159 48L158 47H155V46H157V45H149V47L150 46H152V47H150V48H152V49H150V48H148V49H150L149 51H147V54H146V51H145V49H146V46H144V45H141V43H138L139 44V46H138V44L136 45H134L133 46V48H132V51L136 48V51L134 50L133 52L132 51H130L131 49V47L132 46H130V48L128 47L127 49H128V51L126 52V50H125V53H127V54H125V55H123V56H121V54H119V52H118V54H116L115 56H118V55H120L119 57H117V58H119L120 60H117L118 62L116 63V60L115 59H117L115 56H114V54H115V51L114 50H112V51H114V54H113V52L112 51H110V52H108V53H106V54H108V55H105V53L104 54H102V53H98V54H100V55H98V57H97V55L96 54H94V56H93V54H92V56H90L89 55V53H88V49H86L87 48V46H89L88 48H90L91 47V45L92 46H94V45H96V44H98L99 42L101 43V42H103L105 39V37H102V36H105L106 34H107V32H108V30H109V28H111L112 27V25H113V27L115 28V26H117V28H119V26L118 25H120V23L121 22H123V21H121V20H124V15L123 14H121V15H123V16H121L122 18L120 19V21H119V19L118 18H113V20H114V22H116L117 21V19H118V21L120 22H116V23H114V22H111V26H109V28H107L106 30V34H103V33H101L100 32V28H98V26L100 25V24H98V26H97V28H98V30H99V32L101 33V34H103V35H101L97 30H96V32H98V34H100L99 36V39L100 38H103V40L102 39H100L98 42H97V39H98V35L94 38V40H96V42L94 41V40H92V44L90 43V42H86L88 45H86V43L84 44V45H86V46H80V45H78V46H74V45H76L74 42H73V44L74 45H71V41H69L68 39H65V36L67 35V34H65V29H67L68 30V28H65V26L67 27V25H61L60 23H59V20L57 21V22H55L56 20V18L55 17H57V15L56 14H58V13H60V11H61V8H62V5H64L63 3H62V5H61V2L60 1H62V0H20ZM128 1H131V0H128ZM140 1H142V2H140ZM145 0H136V2H138L139 3V5H138V3H137V5H138V7L136 8V4H135V1H131V2H129V4L127 3V0H123L122 2H124V3H122L124 6H128V8H130L131 7V5H132V3L133 4H135V6H133L132 8L134 9V12L135 11H137L138 9V11H139V14H141L142 13V11H143V15H148V13H149V11H150V14L151 13H153L152 12V10L150 9V8H152V9H154V13H155V11H157V13H159L160 11H161V13H165L166 12V10H164V9H155L154 7H156L157 8V6H155V4L154 3H156L157 4V2H158V0H156L157 2H155L154 0H146L145 2H144ZM154 1V2H153ZM196 2V4L198 3V1H199V3H200V0H195ZM202 1V0H201ZM125 2H126V4H125ZM22 3V4H21ZM140 3H142V5H140ZM152 3V4H151ZM193 2H190V4H192ZM195 3H193L192 4V6H194V5H196ZM25 4V5H24ZM149 4V5H148ZM130 5V6H129ZM144 5V6H143ZM151 5H153V6H151ZM186 5H189V3L188 4H183V5H181V7L179 6V8L177 9V8H175L173 11H175L174 12V14H175V16L176 17H178V18H180V17H183L184 16V14L183 13H185V11H186V9H189L190 7H191V5L190 6H188L187 8H186ZM65 6V5H64ZM64 6H63V9H64ZM60 11H59V10ZM62 9V10H63ZM182 11H181V10ZM185 9V10H184ZM131 10V9H130ZM129 10V11H130ZM142 10V11H141ZM147 10V11H146ZM172 10H171V12H172ZM177 10V11H176ZM56 11V12H55ZM57 11H59L58 13H57ZM63 11H65V10H63ZM62 11V12H63ZM129 11L128 12H126V13H129ZM132 11V10H131ZM131 11H130V13H131ZM138 11L136 12V14H138ZM159 11V12H158ZM133 12V11H132ZM133 12V14L131 13V15H133V16H131L130 15V13L129 14H126V16H125V18H127V16H129V18H127V19H131V18H136V17H138V16H142V14L141 15H137V16H135L134 17V15H136L135 13ZM141 12V13H140ZM145 12V13H144ZM147 12V13H146ZM167 12H168V10H167ZM42 13V14H41ZM51 13V14H50ZM53 13H55V14H53ZM120 14H119V16H120ZM125 14V13H124ZM179 14V15H178ZM180 14H181V16H180ZM50 15H52L51 16V18H50ZM53 15H54V17H53ZM62 15H64V16H66V12H64V14L62 13ZM178 15V16H177ZM130 16H131V18H130ZM55 18V19H54ZM50 19H51V21H50ZM49 20V24H45V22H47V21ZM112 20V21H113ZM129 20H124V22H127V21H129ZM44 21V22H43ZM86 20H84V22H85ZM13 22V21H12ZM89 22V21H88ZM124 22H123V24H124ZM48 23V22H47ZM87 22H85V24H86ZM119 23V24H118ZM54 24H56L55 26H54ZM57 24H59V26L57 25ZM83 25L84 27L86 26V25ZM89 23H87V25H88ZM90 24H91V22H90ZM89 24V25H90ZM43 25H45V26H47L46 28L48 29H46L47 31H45V26H43ZM48 25H49V28H48ZM89 25H88V28L90 29V30H88L87 29V26L84 28L83 27V29H84V31L86 30L87 32H89V33H91L92 32V30H93V32L92 33H94L95 32V27L96 26H91V28H93V29H91L90 27H89ZM94 25H96V24H94ZM115 25V26H114ZM121 25H122V23H121ZM5 27V28H4ZM7 27H8V29H7ZM11 27V28H10ZM51 27V28H50ZM112 27V28H113ZM64 29V30H61V29ZM114 28L112 29V30H114ZM4 29H6V30H4ZM11 29H13L14 31H12ZM9 30H11V31H9ZM45 32H43V31ZM67 30H66V32H67ZM105 30V29H104ZM112 30H109V33H111V31ZM116 30V32H117V34H119V29L117 30V29H115ZM114 30V31H115ZM4 31H7V33L6 32H4ZM85 31V32H86ZM11 32V33H10ZM86 32V33H87ZM113 32V31H112ZM115 32V33H116ZM3 33H5L7 36H4L5 34H3ZM114 33V32H113ZM114 33V34H115ZM44 34H45V36H44ZM114 34H109L108 36H111V37H113V35ZM117 34L116 35H114V37H116L117 36ZM164 36H166V34H163ZM162 34H160V35H158V38L160 39V40H165V38H162L161 39V36L162 37H164ZM64 37V38H61V37ZM40 37V38H39ZM67 37V36H66ZM33 38V39H32ZM35 38H37V40H38V38H39V40L37 41L38 43H35V44H33V41H35L34 39ZM63 39H65V40H63ZM106 39H107V36H106ZM63 40V41H62ZM27 41V42H26ZM88 41H91V40H88ZM94 41V42H93ZM22 42H23V40H22ZM65 42V43H64ZM68 42H71L70 44L68 43ZM9 43V44H8ZM17 43H19L20 44V47H22V49L21 48H19V44L17 45ZM259 43H261V44H264V39L263 38H261V40H259ZM23 46H22V45ZM94 44V45H93ZM144 46V47H141V46ZM136 46V47H135ZM72 47H74V48H72ZM76 47V48H75ZM84 47H85V49H84ZM137 47H140V48H137ZM148 47V46H147ZM24 48V49H23ZM153 48H158L157 50L158 51H156L155 49H153ZM201 50H200V49ZM10 49V50H9ZM18 49V51H19V49L20 50H23V51H20V52H18V51H16V50ZM69 49H71L70 51H69ZM84 49V50H83ZM197 49H199V50H197ZM213 48H206L205 50H206V52H208L207 54L209 55V53L211 52L214 56H220L219 55V51L218 50H216V49H214V50H212ZM48 50V51H47ZM141 50V51H140ZM142 50H143V52H142ZM155 50V51H154ZM168 50V49H167ZM212 50V51H211ZM85 52V51H87V57H85V55H86V52H85V55H84V53H82V52ZM130 51V53H132L133 55L135 54V53H138L137 51H140V52H142L141 54L142 55H144V57L140 54V53H138V54H140V55H137L136 56V54L134 55V56H136V58L135 59H139L140 58V62H138L137 60V62H134L135 63V65L132 63L133 61H132V59H134V58H132L131 60H130V58H131V56H133L132 54H130V53H128ZM145 51V52H144ZM152 51H154V52H152ZM194 51V52H193ZM198 51V52H197ZM200 51H203V54H202V52H200ZM210 51V52H209ZM18 52V53H17ZM52 52V53H51ZM117 52V51H116ZM153 53V55L155 54L156 55V57H155V55L153 56L152 54H149V53ZM165 52H166V54H165ZM168 52H169V50H168ZM195 52H197L198 54H199V52L201 53V54H199L200 55V57L198 56V54H195ZM216 52H218L217 54H216ZM16 53V54H15ZM44 53H45V55H44ZM48 53V54H47ZM55 53V54H54ZM72 53H73V55H74V59H72L71 58V56H72ZM110 53V54H109ZM188 53V54H187ZM190 53H193V55H194V57H193V55H191ZM52 55V56H50V55ZM84 56H83V55ZM102 54V55H101ZM151 55V57L149 56V55ZM169 54V55H168ZM206 54V53H205ZM212 54H210L209 56L210 57H212L211 59H214V60H216V61H213L212 63H206V64H204V65H206L207 67V69H209V66H210V70H211V72L213 71V70H216V71H213V73H212V75H214V76H216V74H217V72L219 71L218 69L220 68L219 66H221L222 67V65L220 64V63H218L217 62V60H218V58L219 57H217L216 59L215 58H213V55ZM216 54V55H215ZM17 55V56H16ZM54 55V56H53ZM96 55V56H95ZM110 55V56H109ZM126 55H130L128 58H129V60L131 61V63L132 64H130V61L128 62V60H126V58H127V56ZM146 55H148V56H146ZM160 55V54H159ZM191 55V56H190ZM100 56V57H99ZM102 56H104V57H102ZM106 56H108V57H106ZM125 56H126V58H125ZM133 56V57H134ZM140 56V57H139ZM166 56V57H165ZM195 56H196V58H195ZM88 57H90V58H88ZM95 57V58H94ZM109 57H110V59H109ZM113 57V58H112ZM114 57H115V59H114ZM120 57H124L123 59L124 60H126V63L127 64H125V62H124V60H122V58H120ZM145 57H147V58H145ZM150 57V58H149ZM153 57V58H152ZM176 57V58H175ZM181 57V58H180ZM197 57H199V58H197ZM81 58V59H80ZM83 58L85 59V60H83ZM88 58V59H87ZM92 58H94L93 60H92ZM143 58H145V59H143ZM175 58V59H174ZM195 58V59H194ZM80 59V60H79ZM109 59V60H108ZM115 60V61H113V60ZM135 59H134V61H135ZM143 59V60H142ZM180 59V61H178ZM192 59H193V61H192ZM196 59H199L200 60V62H201V64H200V62H199V60H196ZM92 61V62H89V61ZM106 60V61H105ZM108 60V61H107ZM112 60V61H111ZM172 60V61H173ZM87 61L89 62V63H87ZM103 61H105L104 63H103ZM120 61H122L124 64H123V68L121 67V66H119V65H122V62H120ZM181 61H182V63H181ZM186 61V62H185ZM101 62H102V64H101ZM121 64H120V63ZM142 62V63H141ZM185 62V63H184ZM188 62V63H187ZM261 62H262V60H261ZM86 63L88 64V65H86ZM119 63V64H118ZM128 63H129V65H128ZM137 63V64H136ZM139 63V64H138ZM144 63V65L143 66H141L142 64ZM186 63L188 64V65H186ZM263 63H264V60H263ZM262 63V64H263ZM97 64V65H96ZM115 64H118V65H115ZM156 64H158V66L156 65ZM210 64V65H209ZM213 64V65H212ZM259 64H260V61H259ZM259 64H257L255 67H258L257 68V70H256V68H254V71L256 70L257 71V73H259V70H260V73L259 74H263L264 73V64L262 65V68H261V65H259ZM85 65V66H84ZM102 65V66H103ZM125 65V66H124ZM131 65V66H130ZM137 65H139V66H137ZM160 65V66H159ZM168 64H166V67H168L167 66ZM209 65V66H208ZM84 68H83V67ZM131 67V68H129L130 70H128L127 69V67ZM148 67V68H145V67ZM152 68V70H150L149 68L150 67ZM78 67V68H77ZM87 67V68H88ZM118 67H120V68H118ZM158 67H160V69H158ZM163 67V68H162ZM165 67V68H166ZM184 67H183V69H184ZM200 67V68H201ZM212 67V68H211ZM215 67H218L217 69L215 68ZM80 68V69H79ZM82 68H83V70H82ZM88 68V69H89ZM135 68V69H134ZM141 68V69H143L144 68V71H142L141 72V70H139V69ZM154 68V69H153ZM203 68V67H202ZM206 68H203V69H206ZM77 69H78V71H77ZM87 69V70H88ZM116 69V70H115ZM126 69V70H125ZM132 69V70H131ZM136 69L138 70V71H136ZM147 69H148V71H147ZM185 69H187V68H185ZM184 69V72L186 71H188V70H185ZM237 71H236V74L238 75V74H240L243 70H246L247 68H243V70L242 69H239V70H241V71H239L237 68H235ZM235 69H234V71H235ZM248 69H251V71H252V69L253 68H248ZM263 69V70H262ZM69 70V71H68ZM71 70H72V72H71ZM74 70H75V72H74ZM114 70V71H113ZM118 70H123L122 72L121 71H119V73H118ZM147 72H146V71ZM150 70V71H149ZM154 70V71H153ZM159 70V71H158ZM163 70V71H162ZM171 70V69H170ZM228 70V71H227ZM68 71V72H67ZM77 71V72H76ZM86 71V70H85ZM116 71V72H115ZM125 71H126V73H125ZM131 71V72H130ZM134 71V72H133ZM161 71H162V73H161ZM225 71H227V73H228V75H227V78H229V79H226V81H228V80H233V79H235V77L237 76L236 74L235 75H232V74H234L235 72H233V68L231 69V68H229V69H226ZM232 71V72H231ZM247 71V70H246ZM254 71L252 72V73H254ZM256 71H255V73H256ZM68 74H67V73ZM74 72V76H72V74L71 73H73ZM138 72V73H137ZM143 72H145L144 74H143ZM186 72H185V76H190V73L188 74V72H187V74H186ZM244 72V71H243ZM261 72H263V73H261ZM64 74V73H66V74H64V76L63 75H60V74ZM124 73V74H123ZM215 73V74H214ZM229 73H231L230 75H232V76H234V78L232 77V76H230L229 75ZM254 73V74H255ZM79 75L81 74V72L80 73H78ZM77 74V75H78ZM131 74V75H130ZM144 75V76H139V75ZM149 74V75H150ZM218 74H220L219 72H218ZM258 74V75H259ZM66 75V76H65ZM67 75H69L70 77L72 76V79L74 80V78L76 77V81L74 80H72V79H69L70 77L69 76H67ZM163 75V76H162ZM211 75V76H212ZM257 75V78H259L261 81H259V79L258 80H256L257 81V83H258V81L262 84V86L261 87H263L260 91L261 92H259V94L260 95H262L263 93H264V83H263V81H264V74H263V77L261 76V75H259L258 76ZM57 76V77H56ZM60 76H63V77H61L60 78ZM80 76H84V72H82V74L80 75ZM134 76V77H135ZM214 76H212L211 78L213 79V81H217V80H219V79H216V77L217 78H219V76H216V77H214ZM68 77V78H67ZM74 77V78H73ZM169 77V78H170ZM175 77H177V79H175ZM231 77V78H230ZM238 77V76H237ZM261 77V78H260ZM52 78H54V79H52ZM64 78V79H63ZM80 78V79H79ZM83 78V77H82ZM170 78V79H171ZM66 79H67V81H66ZM68 79H69V81H68ZM55 80V82H53ZM180 80V79H179ZM60 81V82H59ZM66 81V82H65ZM73 81V82H72ZM181 81V80H180ZM57 82V83H56ZM68 82V83H67ZM71 82V83H70ZM74 82H76V84L74 83ZM177 82H179V81H177ZM251 82V81H250ZM255 82V81H254ZM254 82H252V86L253 85H256ZM64 83V84H63ZM74 83V84H73ZM78 83V84H77ZM254 83V84H253ZM60 84V85H59ZM62 84L64 85V86H62ZM65 84H66V86H65ZM69 84V88H71L72 86H74L75 88H78L77 86H79V87H81V88H79V89H76V90H80L79 92L78 91H76V90H74L75 88H71V89H67L68 91L70 90H74V91H76V93H74L75 94V96L77 95V98H75V96H74V94L72 93L73 91H67L66 89H65V92H64V94L62 93V88L63 87H66V88H68V85ZM75 85H77V86H75ZM81 85V86H80ZM94 86L95 87V85L93 84V83H90V86ZM247 85V84H246ZM248 85H250V83L248 84ZM247 85V86H248ZM71 86V87H70ZM246 86V88H248ZM250 87H251V85H250ZM249 87V88H250ZM60 88H61V90H60ZM83 89V90H84ZM61 91V93H60V91ZM63 90H64V88H63ZM66 92H68L69 93V97L70 98H67L66 97ZM79 94H78V93ZM57 93H59V94H61V96L60 95H58ZM66 93V94H65ZM71 93L73 94V97H72V95H71ZM88 93H89V95L90 96H92V99H91V97L89 96V98H86V95H88ZM262 93V94H261ZM53 94H55V95H57V96H60V97H62L63 95H65L64 96V100H66V102L64 101H62L63 103H67V104H63L62 105V102H61V100L60 99H58L57 98V100H58V103L60 104H58L57 106L54 104V105H52L51 104V102L50 103H48L50 100H48V99H46L47 97H49L50 95L52 96ZM92 94V95H91ZM101 94V95H100ZM135 94V95H134ZM147 94V93H146ZM146 94H144L145 95V97L147 96ZM79 95H81V96H79ZM82 95H84L85 96V99L87 100V99H89V101L91 100V101H93L94 100V102H89L88 100L86 101V100H84V98H82L84 101H86V103H90L89 105L88 104H86L82 99H81V101L79 100L81 97H82ZM93 95H95V96H93ZM98 95H100V96H98ZM139 95V94H138ZM141 95V94H140ZM139 95V96H140ZM144 95L142 96V98H144ZM248 95V94H247ZM247 95H242L243 97L245 96H247ZM51 96L49 97L51 100H52V98H53V100H52V102H55L56 100L54 99L55 97H57V96H55L54 97V95L52 96V98H51ZM132 96V95H131ZM133 98L135 99L136 98V93H133ZM139 96H137V97H139ZM232 96V95H231ZM259 95H257V97H258ZM264 96V95H263ZM46 97V98H45ZM73 99H78V102L77 103H75V104H73L74 102H76V101H73V102H71V100H72V98ZM167 98H166V102H165V100L163 99V98H165V97H163V98H161V99H163L162 101H160V99L159 100H155V102H153L152 103V101H150V103H152L154 106H152V109H158L159 110V108H160V112H164V108L167 110L168 108H170V106L168 107V106H166V105H173L172 104V102L174 103L175 101L174 100H172L170 97L168 98V96H166ZM230 100H232V97L230 98L229 96H227ZM226 97V100L228 99ZM254 97V96H253ZM252 97V98H253ZM40 98V99H39ZM133 98L132 97H130V100L132 101L133 100ZM235 98V97H234ZM68 99V100H67ZM138 99H141V98H138ZM251 99V97H248V99L247 100H245V101H249V102H245L244 101V103H242L243 105H241V103H240V105L236 102L237 100L236 99H234L235 101H227L226 103L227 104H230V103H232L233 104V106H235L234 105V102H236L237 104L236 105H238L239 107L240 106H243V108H244V105L245 106H247L248 104H250V103H252L251 101L252 100H250ZM259 99V98H258ZM260 99H261V97H260ZM259 99V100H260ZM47 102H46V101ZM129 100V99H128ZM142 100V99H141ZM145 99H143L142 101H144ZM170 100H172V101H170ZM253 100H255V102H257V99H253ZM259 100H258V102H259ZM261 100H264V98H262ZM260 100V101H261ZM41 101V102H40ZM42 101L44 102V103H48V104H45V105H41L40 103H42ZM60 101V102H59ZM69 101L71 102V103H69ZM80 101V102H79ZM95 101H97V102H95ZM156 101H160L159 103H156ZM36 102V103H35ZM57 102V101H56ZM55 102V103H56ZM164 102V104H162ZM169 102V103H168ZM220 103H221V101H219ZM229 102V103H228ZM254 102V101H253ZM254 102V103H255ZM258 102H257V104H258ZM30 103V104H29ZM43 103V104H44ZM82 103V104H81ZM87 105L86 107H84L85 106V104ZM95 103H97V104H95ZM114 103V104H113ZM118 103V104H117ZM122 103V102H121ZM120 103V104H121ZM144 103V105H149V109H151V104H149L147 101L146 102H143ZM143 103H141V104H143ZM146 103V104H145ZM214 103H218L217 102V100L215 101V102H213L212 103V107H216L215 109H218L217 108V104L215 105ZM226 104L224 101L221 103L222 104V106L224 107L225 105L224 104ZM247 103V104H246ZM21 104V105H20ZM51 104V105H50ZM78 104V105H77ZM92 104V106H97L98 104V107H94V108H92V106H90ZM116 104V105H115ZM156 104V105H155ZM161 104V105H160ZM166 104V105H165ZM221 104H220V106H219V103H218V106L220 107V109L221 108H223L222 106H221ZM226 104V107L225 108H223V110L221 111L220 110V113H224L225 114V111L224 110H226V109H229V108H231V109H233V106L231 107L230 105H227ZM256 104V103H255ZM254 104V105H255ZM12 105H13V107H12ZM16 105H19V106H17L18 108H16ZM38 105V106H37ZM39 105H41V106H39ZM50 105V106H49ZM65 105V106H64ZM166 106V107H162V106ZM176 105V104H175ZM175 105H173L170 109H172V108H175L176 106ZM213 105H215V106H213ZM253 105V104H252ZM251 104H250V108L252 107L253 108V106H252ZM20 106H22V107H20ZM33 106V107H32ZM49 106V107H48ZM156 106V107H155ZM175 106V107H174ZM179 106H181V105H179ZM227 106L229 107V108H227ZM34 107H35V109H34ZM79 107V108H78ZM82 107H84L83 109H82ZM88 107H91V109L90 110H87L88 109ZM147 107L148 106H146V107H143V109H141L142 111L144 110V108H146L147 109ZM178 107V106H177ZM193 107H196V106H192V108ZM235 107H237V106H235ZM248 107V108H249ZM13 108H14V110H13ZM87 108V109H86ZM163 108V110H161ZM184 108V107H183ZM190 108V106H188V109ZM191 108V109H192ZM247 108V107H246ZM9 109V110H8ZM16 109V110H15ZM19 109V110H18ZM30 109V110H29ZM82 109V111H80ZM128 109V110H127ZM130 109V110H129ZM144 110V112H146V113H144V114H147L148 112H147V110H149V109H147V110ZM151 109V110H152ZM154 109V111L156 112V111H158L157 109L155 110ZM169 109V110H170ZM175 109H177V108H175ZM29 110V111H28ZM104 110V111H103ZM111 110V111H110ZM115 110V111H114ZM140 110V111H141ZM8 111V112H7ZM30 111H32V112H30ZM34 111V112H33ZM44 111H46V112H44ZM84 111L82 112V114L83 115H86L85 113H84ZM90 111V112H91ZM112 111H114V113L112 112ZM139 110L138 111H134L135 113H141L142 114V112H140ZM153 111V110H152ZM151 111V112H152ZM149 112L151 115L152 114H154L155 112ZM7 112V113H6ZM17 114V116H16V114ZM20 112H22L21 114H20ZM92 112V113H93ZM95 112L93 113L94 115H95ZM96 112V114L97 115H99L98 113ZM118 112H120V111H118ZM127 112V113H128ZM166 112V111H165ZM226 112H227V110H226ZM13 114V117H12V114ZM41 113V114H40ZM73 113V112H72ZM102 113H100V115L102 114ZM121 113V112H120ZM127 114V116L129 115V116H131V118L128 116V118L131 120L133 117H135L134 116V114L132 113V115L131 114ZM35 114V115H34ZM81 114V113H80ZM81 114V115H82ZM157 113H155L153 116L155 117V115H156ZM32 115V116H31ZM90 115V113L88 114V116ZM104 115L102 114V116L104 117ZM115 115H117V116H115ZM136 115V114H135ZM6 116V117H5ZM15 116H16V118H15ZM22 116V117H21ZM27 116H28V118H27ZM51 116V117H50ZM62 116H66V119L68 120H66L64 117V119L66 120H62L63 118H61ZM76 116V118H77V121H75V123H76V125H74L75 123H74V117ZM90 116H93V115H90ZM106 116V115H105ZM110 116H111V114H110ZM152 116V117H153ZM157 116H159V113L156 115V117ZM24 117V118H23ZM33 117V118H32ZM70 117L73 119H70ZM108 117V116H107ZM111 117V118H112ZM153 117V118H154ZM155 117V119H157ZM28 120H27V119ZM115 118V119H116ZM117 118V119H118ZM16 119H17V121H16ZM23 119V120H22ZM45 119H46V121H47V123H46V121H45ZM69 119L70 120H72L73 122L72 123H74V124H72L71 123V121H69ZM15 120V121H14ZM23 122H22V121ZM25 120V121H24ZM50 120V121H49ZM59 120H61L60 122L62 123V125L63 124H67L68 126H66V124H65V126L63 125V126H61L60 128H61V130H59V131H57V129H59V126H57V125H55V124H58L57 123V121H59ZM119 120V119H118ZM118 120H116L118 123H119V121ZM258 120H260V119H258ZM115 120H114V122H116ZM16 122H18V123H16ZM19 122H20V124H19ZM37 122V123H36ZM48 122H49V127L50 128H48V126H47V124H48ZM54 122V123H53ZM65 122V123H64ZM67 122H69L71 125H69V123H67ZM15 123V124H14ZM24 123V124H23ZM46 123V124H45ZM54 124L53 126L55 127V126H57V129L56 128H54L53 127V129L51 130V125L52 124ZM113 122H111V124H110V126L112 125V128H114L115 130H118L117 129V126L116 125H118V127L119 128H121V127H124V123H117V124H112ZM19 124V125H18ZM22 124V125H21ZM43 124V125H42ZM31 125V126H30ZM42 125V126H41ZM44 125H46L45 127H44ZM59 125V124H58ZM61 125V124H60ZM115 125V126H114ZM122 125V126H121ZM41 126V127H40ZM74 126H75V128L77 129V131H76V134L78 135H76L75 136V134H73V133H75V131H73L72 132V128H74ZM114 126V127H113ZM32 127V128H31ZM33 127H34V129H33ZM39 127H40V129H39ZM42 127H43V129L44 128H48L47 130H51V131H53L54 133L56 132L57 134H53V132H51L50 134H52V135H50L49 134V131H48V133H47V130L46 129H44L45 130V132L48 134H46L45 132H43V134L45 135H42V134H40L39 132H41L42 133V131H44L43 129H42ZM68 127H69V129H68ZM70 127H72V128H70ZM172 127V126H171ZM170 127V128H171ZM177 127H179V126H177ZM243 127V128H242ZM252 129H251V128ZM261 127V128H260ZM20 128V129H19ZM36 128V129H35ZM64 128V129H63ZM75 128L73 129V130H75ZM111 127H110V129H112ZM246 128V129H247ZM255 128H259V131L260 132H258L257 131V129H255ZM13 129V130H12ZM18 129V130H17ZM39 129V130H38ZM242 129V130H241ZM33 130V131H32ZM39 132H38V131ZM121 130V129H120ZM239 130V131H238ZM241 130V131H240ZM254 130H255V132L257 131V133H254L253 134V132H254ZM34 131H36V132H34ZM68 131V133L66 134V132ZM93 131H95V132H97L96 130H94L93 129ZM182 131V132H181ZM77 132H79V133H77ZM81 132H83V133H81ZM88 132H91V133H89V134H87ZM171 132H173V131H171ZM177 132H175L176 134H177ZM180 132V133H179ZM210 132V131H209ZM15 133V135H13ZM41 135H39V134ZM81 133V134H80ZM166 133V136H164V134ZM167 133L170 135V136H168L167 135ZM184 133H185V135H184ZM204 133V134H203ZM225 135L226 134H230L231 135V132H227V131H225V132H223ZM252 133V134H251ZM29 134V135H28ZM90 134H92L91 136H93V140H92V137L91 136H86V135H90ZM97 134V133H96ZM108 134V133H107ZM210 134V133H209ZM213 134V133H212ZM217 134V133H216ZM228 134V135H229ZM251 134V135H250ZM13 135V136H12ZM37 135V136H36ZM53 135H55V136H53ZM72 135V136H71ZM180 135H183V136H181L180 137ZM187 135H188V133H187ZM186 135V136H187ZM200 135L202 136V137H200ZM221 135H223V134H221V133H218V135H216L217 136V138L218 137H220L219 139L220 140H222L221 138L223 137V136H225V135H223V136H221ZM29 136V137H28ZM38 136H40V138H42V140L44 139V140H46V142L48 141L49 143L48 144H46V142H44V141H42V143H41V139H39V137ZM71 136V137H70ZM73 136H75L74 137V139H73ZM79 136H82L81 138H78ZM85 136V137H84ZM104 136H108V135H104ZM164 136V138L162 139V137ZM227 136V135H226ZM258 136V135H257ZM36 137V141L33 139V138H35ZM38 137V138H37ZM89 137H91V139L88 138ZM94 137H95V139H94ZM160 137V138H159ZM206 137H207V135H206ZM247 137L248 138H250L249 140H247ZM27 138V139H26ZM32 138V139H31ZM45 138H47V139H45ZM75 138L77 139L78 138V140L77 141H80L81 143H80V146H79V142L77 143V141L75 140ZM86 138L88 139V140H90V142H91V140H92V143L93 144H91V145H93V147L95 148V150H94V148L92 147V149L90 148V150L92 151V154H93V156H92V154H90L89 155V150L88 151H80V150H82V148H81V144H82V140L83 141H86ZM16 139V140H15ZM39 139V140H38ZM61 139V140H60ZM161 139V140H160ZM200 139V140H199ZM202 139V140H201ZM219 139L217 140L216 138H214V140L212 141V142H215V141H219ZM21 140H24V141H22V144H23V146H25V145H28V146H25L26 147V149H27V147H29V149L26 151H23V152H21L22 150H23V148H22V150L20 149L19 150V147H22V146H20V142H21ZM25 140H26V142H27V140H29L27 143L25 142ZM31 140V141H30ZM38 140V141H37ZM51 140H52V142H54L53 144H55V142H56V146L55 147H53V144L51 143ZM68 140V141H67ZM71 140H75V141H73V145L72 144H69L68 145V147H66V145L68 144V143H71L70 141ZM95 140V141H94ZM104 141L105 143L104 144H107V147L105 148V147H103V146H105L104 144H102L103 142L102 141ZM155 140V141H154ZM33 141H35V142H33ZM40 141V142H39ZM64 141H67L68 143H66V142H64ZM94 141V142H93ZM100 141L102 142L101 144H100ZM112 141V140H111ZM154 141V142H153ZM160 141V142H159ZM199 143H197V142ZM25 144H24V143ZM31 142H33L32 144H31ZM97 142V143H96ZM120 142V141H119ZM118 142V143H119ZM141 145L140 146V149H139V147H137V144L138 143ZM167 142V143H166ZM222 141H220L219 142V144H223L224 146H227L229 143H228V141H223L222 143H221ZM20 143V144H19ZM41 143V144H40ZM44 143V144H43ZM52 144V146H49V145H51ZM61 143H64V145L63 144H61ZM99 144V146L101 147L102 145V147L101 148H98L95 144ZM117 143V144H118ZM124 143H125V141H124ZM137 143V144H136ZM166 143V144H165ZM194 143H196V144H194ZM216 143V142H215ZM227 143V144H226ZM248 143H250L251 144V142H248ZM255 143V142H254ZM254 143L252 142V145L254 146ZM257 143V142H256ZM255 143V144H256ZM35 144H38V145H35ZM42 145V146H40V145ZM146 144V146H144ZM184 144V145H183ZM219 144H217L216 143V145H213V143L211 144L212 146H221V145H219ZM226 144V145H225ZM261 144V143H260ZM18 145V146H17ZM33 145H35V146H38V148L37 147H35V146H33ZM57 145H59V146H57ZM70 145L72 146L71 147V149L69 148L70 147ZM74 145H78L77 147L76 146H74ZM110 145H112V146H114V148H115V150H114V148L113 147H111ZM122 145L120 146V147H122ZM127 145H129V146H127ZM177 145V147L179 148L180 146H178ZM183 145V146H182ZM196 145H198V147H196ZM222 145V146H223ZM257 145H258V143H257ZM255 146V147H253V146H249L251 149H254V152H257V150H258V152H259V150L263 147L264 148V145H263V143H262V146L261 147H259L260 145H258V146ZM30 146H33L34 148H31ZM50 147V151L51 152H56V153H59L60 154V156H62L63 155V157L61 158V157H59V156H56V157H58V158H56V159H54L53 158V154H56V153H51L48 149H47V147ZM61 146H63V147H66V148H63V147H61ZM96 146V147H95ZM125 146L127 147V150L125 149ZM139 146V145H138ZM206 146V145H205ZM229 146H231L230 144H229ZM234 146V147H235ZM48 147V148H49ZM52 147V148H51ZM58 147H60V149L58 148ZM75 147V148H74ZM78 147H79V151H78ZM109 147V149H107ZM111 147V148H110ZM122 147V148H123ZM128 147H129V149H128ZM139 149V150H142L141 149V147H143V150L147 147V148H149L150 147V149L148 150L147 149V151L148 152H150L151 153V155L153 156V157H158V158H160L159 157V155H161V153L163 154V155H161V156H163L164 157V159H171V161L169 160L168 161V159H167V161H166V163L167 162H170L171 163V165L173 164V166H175V165H177V166H179L178 167V171H180V170H182L183 168H184V166L186 167V166H188L187 165V163L189 162V161H192L191 163H193L194 161H197V163H198V165H197V163L196 162H194L195 164H190V162L188 163L189 164V166H188V168L190 167V165H191V167L193 166V167H195L196 169L194 170V168H193V170H194V172L195 171H200V173L198 172L197 174L195 173V175H194V173H192L193 171L191 170V167H190V171H192V172H190L191 173V175L193 174L194 176H192L191 177V179L189 180L188 178H187V182L188 181H191V182H196L195 180L197 179V181H201L202 182V180L205 178V179H207V178H209L208 179V181L207 180H205V181H207V182H205L204 180H203V183L202 184H206V185H208V186H202V184H201V186H199V184L197 183H192L193 185H192V187L194 186V187H196V189L195 188H192L191 187V183L189 184V183H186V181L184 182V181H182L183 183H181L180 182V178H179V176H177V178H179L178 179V181H179V184L181 183V187L184 189L186 186V193L188 194V193H190V192H188V191H190L191 189H195L196 191H197V195H200V193L202 194H204L205 193V191H204V189L206 190V189H208L209 188V191L211 190H214L215 188H213V189H210L211 187H209V186H214V187H217V185L218 184H220V183H224L225 181H227L228 180V178H232L233 177V179H231L232 181L234 180V177L236 176V178L237 179H235V181L234 182H237V183H234V185H238V187L240 186L241 188H238L237 186H235L234 187V185H233V183H231V180L229 181H227V182H225V184H222V186H221V184H220V186H221V188L219 189V190H221L220 192H221V194H224L225 195V193L222 191L223 190V187H225L224 188V190H226V197H227V193L230 191H233V193H234V190H235V192H236V194H238L237 192H239V195H237L236 196V194L234 193V196H233V194L232 193H230V194H232V196L231 195H229L228 194V196L230 197V199H229V197H225V196H222L221 194L217 197V198H220L219 199V201H213V202H209V201H207V200H205V203H204V200H202L203 202V204H199V206L201 207V210L202 209H204V210H202V211H200V207H198V209H197V207L195 208V207H193V206H197V205H193L191 208H190V206L188 207L187 205L189 204V203H191V200L193 201V199L197 196H193V194H195L193 191H192V193L193 194H190L189 196H192L191 197V199L190 198H188V196H186L185 194V192H184V190L180 187V186H178V182H177V186L179 187V188H181L182 190H180L181 192H183L182 194H181V192L178 190L179 188L177 187L176 188V192H178L177 193V195L179 194V196H177L176 197V195H175V193H173L172 194V197L173 198H171L170 196H169V194H171V193H169L168 194V196H166L167 194H165L164 192H162V191H160L158 194H157V192L155 193V194H157V197L155 196V194L153 193V196H151V193H149V191L152 189L153 190V187H155L157 184H158V182H163L166 178H161L162 177V175H164L165 174V172L167 173V171L169 170V172H168V175H169V173H173V172H177L175 169H176V167H175V171L173 170V169H171V171H170V169H169V167H168V164H167V166L166 167H168V168H166L164 165H166L165 163L163 164V168H165V169H168V170H166V171H164L163 172V170L161 171V170H159V168L160 169H162V167H160V166H155L158 170L156 171V168L154 167V168H148V171L145 169L146 167H144L145 166V164L143 165V166H141L139 163L142 161L143 163H144V161H145V159L148 157L147 155V157L146 156H141L140 157V155L139 156H136V149L137 148ZM176 147V150L178 149ZM209 148L210 146H206V148ZM253 147V148H252ZM259 147V148H258ZM17 148V149H16ZM37 149V150H35V152H34V149ZM44 150H43V149ZM62 148V149H61ZM67 148H69V149H67ZM72 148H73V152L74 151H78L80 154H83V155H80V156H78L79 154H78V152L76 151V155L80 158L81 157V160H79L78 158H75V154H73V153H71L72 151H70V150H72ZM97 148H98V150H100L101 149V152L100 151H97ZM102 148L103 149H105V151L106 150H108V151H106V153H105V151L103 150L102 151ZM116 148H117V150H116ZM132 148H131V150H132ZM135 148V149H134ZM154 148V149H153ZM200 150H199V149ZM228 148H231V147H228ZM238 148V149H239ZM257 150H256V149ZM25 149V148H24ZM30 149H33V150H31L30 151ZM39 149V150H38ZM52 149H54V150H52ZM65 149V150H64ZM68 151H67V150ZM75 149V150H74ZM111 149H112V151H111ZM122 150L121 152H120V150ZM138 149H137V151H138ZM197 149V150H196ZM49 151V153L51 154H49L48 152H46V151ZM56 150H58V151H56ZM142 150V151H143ZM262 150V149H261ZM28 151H30L29 153H30V156L31 157H35V154L37 153V155H36V158H34L35 159V161H39V163L40 162H42L40 165H39V163H38V161L36 162V163H38L37 165H35L36 163H34V165H33V161H34V159H30V156H29V154H28V156L26 155L27 153H28ZM65 151H67L66 153H65ZM91 151H90V153H91ZM93 151H94V153L97 151V152H99L100 154L103 152V153H105L104 155H103V153L100 155V154H98L97 156H94V155H96V154H94L93 153ZM119 152V154L121 153L123 156V158H124V160L122 159V158H120L121 160H120V162H118V165H120V164H123V166H129L128 164H130V163H133V164H135V163H137V162H139V163H137V164H139V168H137L138 166H136V168H135V173L136 172H138V174L140 175V172L142 171V172H144L143 174H144V176H143V174L141 173V175H140V177L137 175V173L135 174L134 173V170H132L133 171V174L131 173L132 171H127V172H125L126 170H119L118 168H117V166L116 167H114V168H110V171H112V172H115V173H113V174H115V176H111V172H110V174H109V170L107 169L106 171H104L102 168V171H103V173H99V170H100V172H102L101 171V169H98V165L100 164V162H102L101 164H103V163H105L106 162V160H108V158H110V159H112L113 158V156H110V154L111 155H114V154H116V153H118ZM145 151H146V149H145ZM172 151V152H171ZM246 151H243L244 153L246 152ZM26 154H25V153ZM33 153V156H32V153ZM61 152V153H60ZM63 152H64V154H63ZM71 154H70V153ZM82 152V153H81ZM84 152V153H83ZM87 152V153H86ZM108 152V153H107ZM111 152V153H110ZM115 152V153H114ZM153 152V153H152ZM164 152V153H163ZM171 152V153H170ZM203 152V153H202ZM222 152V153H221ZM242 152V154H244ZM250 152V151H249ZM251 152H253V150H251ZM250 152V153H251ZM258 152H257V154H258ZM67 153H69V155H67ZM87 155H86V154ZM114 153V154H113ZM129 153V154H130ZM166 153H168V154H166ZM170 153V154H169ZM192 153H194L193 155H192ZM206 153L209 155L208 156V158H206L205 156H207L206 155ZM237 153V154H236ZM260 153H261V151H260ZM262 153H264V150L262 151ZM23 154V155H22ZM46 154H47V156L49 157V155L50 156H52L51 158H53V160H52V162L54 161V160H58L57 162L56 161H54V162H56V164L53 162V164H51V162H50V160H51V158L49 159V161H46V160H44V158H46L45 156H46ZM66 154V155H65ZM73 154V155H72ZM139 154V152L137 153V155ZM174 154V153H173ZM191 154V155H190ZM253 154V153H252ZM251 154V156H253ZM6 155V156H5ZM24 155H25V157H24ZM42 155V156H41ZM58 155V154H57ZM64 155H65V157H64ZM86 155V160H92L91 162L93 163H90V161H88L89 163H87V161H85V156ZM124 155L128 158V160L129 161H127L126 162V160L127 159H125V157H124ZM164 155H166V156H164ZM190 155V156H189ZM205 155V156H204ZM211 155V156H210ZM256 155V154H255ZM23 156V157H22ZM37 156H39V157H37ZM76 156V157H77ZM88 156H90V157H92V158H90V157H88ZM169 156V157H168ZM189 156V158H187ZM197 156V157H196ZM198 156H200L199 157V161L198 160H196V158L198 159ZM201 156H204L205 157V159H203L204 157H202V159H201ZM216 156V157H215ZM218 156H219V158H218ZM43 157V161H41V159H39V158H42ZM67 157V158H66ZM93 157H96V159L95 158H93ZM99 157V158H98ZM103 158V160H100V159H102ZM107 157V158H106ZM132 157V158H131ZM166 157V158H165ZM190 157H192V158H190ZM194 157H196V158H194ZM215 158L214 160H217L218 159V162L216 163L214 160H213V162H212V160H210L211 158ZM222 157V158H221ZM235 157V158H236ZM27 158H29L30 159V162L29 161H27L26 159ZM61 158V159H60ZM106 158V159H105ZM162 158V157H161ZM184 158H185V161H184ZM59 159H60V161H59ZM83 159V160H82ZM94 159L96 160V161H94ZM132 159V160H131ZM134 159V160H133ZM143 159V160H142ZM188 159H190V160H188ZM192 159V160H191ZM221 159H224V160H222L221 162L222 163H229V162H231V165H233L232 167H230L231 165H230V163L229 164H226V165H224V164H222V163H220V160ZM246 159V158H245ZM74 160L76 161V160H78L77 162L78 163H81V164H77V162H75L74 163V165L71 163V161H73L74 162ZM131 160V161H130ZM141 160V161H140ZM147 160V159H146ZM179 160H177L176 158H175V161L177 162V161H179ZM188 160V161H187ZM202 160V161H201ZM211 161V163L209 162V164H210V166H213V165H211L212 163H216V164H214V167H212V168H209L208 166H207V161ZM241 160V161H242ZM29 162V165H30V167H28V168H26L25 166H27V162ZM79 161H81V162H79ZM99 161V162H98ZM104 161V162H103ZM108 161H110V160H108ZM137 161V162H136ZM174 161V162H175ZM18 162V163H17ZM26 162V163H25ZM44 162H48V164H46V163H44ZM49 162H50V164H49ZM69 162H70V164H72V165H70L69 164ZM82 162H84L83 164H82ZM124 162H125V164L126 165H124ZM141 162V164H143ZM183 162H184V164H183ZM205 162L207 163V164H205ZM14 163V164H13ZM62 163V164H61ZM65 163H67V164H69V166H71V167H67V168H63V167H65V166H68L67 164H65V166H63ZM86 163V164H85ZM169 163V164H170ZM202 163V164H201ZM203 163L205 164V169H210V171L208 170V172H207V170H201V166H203ZM222 164L224 167V169L226 168V167H228L229 165V167H230V169H229V167H228V169H226V170H228V172L230 171V173H232V171H233V174H235L234 176H233V174H231L230 176L231 177H229L228 176V172L225 170V174H227V176L228 177H226V180L225 179H222V182L220 181V180H218L221 176H223V175H220V177H219V175H217L216 176V180H217V184H216V186H215V182L213 183V184H210L209 182H210V179H211V181L213 180H215L214 179V175H216V171L215 170H213L215 167H218V168H216V170L217 171H219V170H221L220 168H222V165H220V164ZM13 164V165H12ZM17 164V165H16ZM21 166H20V165ZM24 164H26V165H24ZM46 164V165H45ZM62 165V167H60V166H58V165ZM88 164V165H87ZM101 164L99 165V166H101ZM105 164H107V163H105ZM105 164L103 165V166H105ZM136 164V165H137ZM182 164V165H181ZM199 164L201 165V166H199ZM218 164H219V166H218ZM41 165H44V166H41ZM51 165V166H50ZM83 165V166H82ZM86 165V166H85ZM171 165H170V167H171ZM180 165H181V168H180ZM196 165V166H195ZM216 165V166H215ZM247 166V168H245L246 166ZM32 166H36V169H35V167H32ZM53 166V167H52ZM80 166V167H79ZM84 167V168H82V167ZM90 166V167H89ZM102 166V167H103ZM122 166V165H121ZM120 166V167H121ZM122 166V167H123ZM143 167V170L145 169L146 171H147V174H146V171H143V170H141V171H139L140 169H141V167ZM198 166V167H197ZM221 166V167H220ZM226 166V167H225ZM242 166H244V167H242ZM32 167V168H31ZM39 167V168H38ZM73 167V168H72ZM87 167H89V168H91V170L92 171H94V170H96L97 172H98V174L96 173V171H94L96 174H97V176L98 175H100V174H102V176H96L95 175V173L93 172L92 174H94L93 176L95 177V179H94V177L93 176H91V178L93 177V179H94V184H93V179H91L90 178V173H91V170L89 171L88 170V168ZM119 167V168H120ZM121 167V168H122ZM183 167V168H182ZM235 167H238V168H236V170H238L239 169V171H241L240 173H238L237 171H235L234 172V170H235ZM240 167H242L243 169H247V170H243V174H242V170H241V168ZM7 168V169H6ZM19 168V169H18ZM41 168V169H40ZM54 168V169H53ZM56 168L58 169V171L56 170ZM60 168H62V171H61V169ZM79 168V169H78ZM115 168H116V170H115ZM120 168V169H121ZM174 168V167H173ZM199 168V169H198ZM222 168V169H223ZM232 168V169H231ZM11 169V170H10ZM49 169V170H48ZM76 169V170H75ZM78 169V170H77ZM84 171H83V170ZM85 169H87V172H86V170ZM111 169H113V170H111ZM149 169H150V172H149ZM154 170L156 173L157 172H159V171H161L160 173H157V174H160V175H157L155 172L153 173V172H151L152 170ZM164 169V170H165ZM184 169H187V167L186 168H184ZM203 169V168H202ZM223 169V170H224ZM234 169V170H233ZM55 170V171H54ZM60 170V171H59ZM65 170V171H64ZM119 170V171H118ZM213 170V171H212ZM222 170V171H223ZM232 170V171H231ZM48 171H50V172H48ZM125 173V174H123L125 177L128 175H126V173H130L131 174V177L130 178H133V175L135 174V175H137L136 177H137V179H139V180H136L135 178V175H134V179L133 180H136V181H134L135 182V184L137 185H141L142 184V186L141 187H143V190L141 189V193L138 191V193H139V195L141 194V196H142V194H143V191H144V185H143V183H142V180H146V182H147V178H151V180H148V182L146 183L145 181H144V184L146 183V186H147V184H148V186H147V190H148V187H149V191H147L148 192V194H150V197H149V195H146V193H145V195H144V197L142 198V200H144V198L145 199H147V200H144V202L142 203V202H139V201H137V200H141V196L139 197V195L137 194L136 196H135V194H136V190L137 189H139L138 187H136V185H135V187H133L134 186V182H133V186H130L131 184H130V182L128 181V176H127V179H125V177H123V179L121 178L122 176L120 175V174H122L123 172ZM36 172V173H35ZM62 172V173H61ZM73 172V173H72ZM79 172V173H78ZM81 172V173H80ZM83 172V173H82ZM89 172V173H88ZM105 172L107 173V174H109V176L106 174V176H104L105 175ZM117 172L119 173L120 172V174H118V175H116L117 174ZM210 172H213L214 173V175H213V173H210ZM224 172V171H223ZM237 172V173H236ZM7 173V174H6ZM52 173V174H51ZM61 173V174H60ZM89 174L88 176H89V181H90V179H91V181L89 182V181H87V180H85V187H84V185H83V182H84V180L83 179H85L86 177H88V176H86L87 174ZM150 173V174H149ZM151 173H152V175L155 177H151L150 175H151ZM203 173V174H202ZM208 173H210L211 174V177H210V175L208 174ZM218 173V172H217ZM229 173V174H230ZM28 174V175H27ZM36 175V178H33V177H35V175ZM45 174V175H44ZM47 174H48V176H47ZM74 174V176L73 177H71L72 175ZM79 174H86L85 176H82V175H79ZM129 174V175H130ZM155 174L157 175V176H155ZM198 174H202V176H204L205 174L206 175H208L209 177H207L206 175V177L204 176L203 178H202V176H201V179L200 180H198V178L197 177H199V176H197ZM238 174H240V176H241V174H242V178H244L243 180H241V178H239L240 176L238 175ZM43 175V176H42ZM66 175L68 176V178L66 177ZM76 175H78L79 177H77L76 178ZM171 175H173V174H171ZM185 175V174H184ZM213 175V176H212ZM237 175H238V177H237ZM52 178H51V177ZM58 176H61V177H59L58 178ZM64 176H65V178H64ZM80 176H82L81 178V180H83L82 181V183H80L81 181L79 180L80 179ZM104 176V177H103ZM119 176H120V178H119ZM142 176V177H141ZM148 176V177H147ZM150 176V177H149ZM165 176H167V174L165 175ZM181 176V180H182V178H185V177H187V176H182V175H180ZM197 176V177H196ZM225 176V175H224ZM41 177V178H40ZM44 177L46 178V179H44ZM49 177L51 178V179H54V181H51L52 183H50L49 181H45V180H47V178H48V180H49ZM72 179H71V178ZM83 177H85V178H83ZM96 177L98 178V179H96ZM101 177V178H100ZM105 178V179H103V178ZM106 177H108V179L106 180ZM111 177V178H110ZM114 177V178H113ZM119 178L120 180H123V182L122 181H120L119 179H117V178ZM147 177V178H146ZM159 177V178H158ZM27 180H26V179ZM73 178H76V180L74 179L73 180ZM110 178V179H109ZM143 178V179H142ZM153 178H154V180L157 178L158 179V181H157V179L154 181L153 180ZM193 178V179H192ZM194 178H195V180H194ZM222 178V177H221ZM223 178H225V177H223ZM42 180L41 182L39 181V180ZM58 179H60V181L58 180ZM62 179V180H61ZM64 179H71V181H73V182H76L75 184H77V185H75L73 182L71 183V184H66L65 183V181H64ZM101 179H103V180H101ZM113 179H116V180H114L113 181ZM124 179H125V184H121V183H124ZM161 179V180H160ZM186 179V178H185ZM20 180H22V181H20ZM25 180V181H24ZM29 180V181H28ZM33 180V181H32ZM45 182H44V181ZM58 180V181H57ZM77 180L78 181H80V182H78V183H80V184H78L77 183ZM100 180L101 181H103V182H100ZM129 180H131V179H129ZM215 180V181H216ZM18 181H19V183H18ZM35 181V182H34ZM37 181V182H36ZM38 181L41 183L40 185L41 186H38V187H35L37 184L39 185V183H38ZM70 181V180H69ZM96 181H98V183L96 182ZM108 181H112L113 182V184L111 185V182L109 183ZM118 181H120V182H118ZM132 181V180H131ZM139 181V182H138ZM151 181H152V183H151ZM153 181H154V183L157 181V184L155 185L154 183H153ZM212 181V182H213ZM218 181H220V182H218ZM241 181H243V183L241 182ZM24 183V186H23V183ZM27 182V183H26ZM30 182H31V184H30ZM35 183V185H34V183ZM45 183V184H43V183ZM56 182V183H55ZM62 182V184L63 185H61V184H59L58 185V183H61ZM64 182V183H63ZM67 183H68V181H66ZM92 182V186L91 187H86V184H88L87 186H90L91 184H89V183H91ZM107 184H109V186L107 187V185L105 184V183ZM116 182V183H115ZM126 182H129V183H127L126 184ZM141 182V183H140ZM166 182H168L167 180L165 181V182H163V183H166ZM211 182V183H212ZM245 182V183H244ZM14 183V184H13ZM22 183V184H21ZM49 185H48V184ZM105 184V186H104V184ZM121 185H120V184ZM132 183V182H131ZM185 183V184H184ZM26 184V185H25ZM32 186V184H33V186L34 187H31L30 185ZM45 185V186H43V185ZM54 185V187H53V185ZM56 184V185H55ZM102 184V185H101ZM118 185L119 186V188L117 187V186H115V185ZM130 184V185H129ZM149 184H151L150 186L152 187H150L149 186ZM166 184H168V183H166ZM188 184H189V186H188ZM198 185L199 186V188L201 187V190H199L200 191V193H199V191H198V189H197V187L198 186H196V185ZM14 185V186H13ZM18 185V186H17ZM69 186V187H67V186ZM78 185H79V187H78ZM101 185V187H99ZM125 185H129L130 186V189L131 190H133L135 193L133 194V192L132 191H130V189H129V187L127 186H125ZM224 185V186H223ZM10 186V187H9ZM20 186H23V190L21 191L20 190ZM26 186V187H25ZM52 186V187H51ZM65 186V187H64ZM76 186V187H75ZM104 186V187H103ZM120 186H123V187H121V189H120ZM125 186V187H124ZM220 186H218V188L220 187ZM17 187V188H16ZM31 187V189L33 188L34 190H29L28 188H30ZM40 187H41V189H40ZM56 187L58 188V190L60 189L61 190V188L63 189V190H55L56 189ZM75 187V188H74ZM114 187L116 188L115 190L117 191H114ZM206 187V188H205ZM26 188H27V190H26ZM38 188V190L40 191H38V190H36ZM51 188V189H50ZM54 188V189H53ZM65 188V189H64ZM84 188V190H83V192L81 193V196L79 197V195H80V193H79V195L78 196H76V193L77 192H75V196L77 197V199L74 197V193L72 194V192H73V190H80L81 189V191H82V189ZM91 188V189H90ZM100 188V190H98ZM103 188V189H102ZM137 188V189H136ZM191 188V189H190ZM203 188V189H202ZM218 188H216L215 189V192H216V190L218 189ZM231 188V189H230ZM239 189L240 191H237L236 189ZM104 189H107L106 191L104 190ZM112 189H113V191L114 192H116V194L113 192L112 193ZM121 190V192H120V190ZM124 189H126L127 190V192L128 191H130L128 194L129 195H133V196H129V199H128V202L132 199V201H130L129 203L131 204V207H130V205H129V203H127V201L125 202V201H123V199H122V201L124 202V203H122L124 206L126 205L125 203H127L128 205H129V207H128V205L127 206H125V207H119V206H121L122 204H121V198H120V200L118 199L120 196L122 197V195H123V193L125 194V197H126V199H125V197H124V200H127V198H128V194L126 195V191L124 190ZM189 189V190H188ZM18 190V191H17ZM55 190V191H54ZM96 190V191H95ZM109 190V191H108ZM178 190V191H177ZM194 190V191H195ZM229 190V191H228ZM17 191V192H16ZM29 191H31V192H29ZM34 191H36V192H34ZM45 191V192H44ZM53 191V193H55V194H52V195H50L51 194V192ZM58 191V192H57ZM81 191H79V192H81ZM85 191V192H84ZM92 191V192H91ZM107 191H108V195L109 194H111V196L109 195V196H107ZM111 191V193H109ZM123 191H125V192H123ZM146 191V190H145ZM195 191V192H196ZM201 191H204V192H201ZM33 192V193H32ZM38 192V193H37ZM43 192V193H42ZM101 192H102V194H101ZM103 192H104V194H103ZM105 192H106V194H105ZM132 192V193H131ZM151 192V191H150ZM168 192H171V190H169ZM167 192V193H168ZM172 192H174V191H172ZM180 192V193H179ZM206 192H208L207 190H206ZM212 192H214V191H212ZM218 192V191H217ZM14 193V194H13ZM17 193V194H16ZM19 193V194H18ZM21 193V194H20ZM37 193V194H36ZM57 193H59V194H57ZM60 193H62L63 195H65V196H70V197H72V199H70V197H66L67 198V201L65 202L64 201V199L66 200V198H65V196H63L62 198H61V200H59L60 199V197H61V194ZM95 193H96V195H95ZM98 193H99V195H98ZM131 193V194H130ZM163 193L165 194V197H166V199L165 200H167V198L168 197H170L172 200H169L170 201V204L173 202H175V201H177V200H183L184 199V204L182 205V203L181 202H179V201H177L178 202V204H177V207L179 206L180 207V205H182V206H187L186 208H185V210H183V212L182 211H180L179 213H176L175 215L177 216V214H178V216L180 217V219H181V217H182V221H183V223L185 222V220L187 221L186 222V224L184 223V224H181L182 223V221L181 222H179L178 220H179V218H178V220H177V218H176V216H174V218H176V220L174 219V218H172L171 220L172 221H169L170 220V213L169 212H172V210H174L175 209V207H176V205H175V203L173 204L172 203V205H169V203H165V202H167V201H165V200H163V197H164V195H163ZM26 194V195H25ZM31 194H33V195H35V197L33 196V195H31ZM72 194V195H71ZM78 194V193H77ZM87 194V195H86ZM91 194V195H90ZM100 194H101V200H100ZM112 194H114L115 196H117V197H115L114 195H112ZM122 194V195H121ZM181 194V195H180ZM21 196V197H19V196ZM38 195H40V196H38ZM45 195V196H44ZM52 196V197H50V196ZM60 195V196H59ZM97 195H98V198L99 199H97L96 197H97ZM107 196V198L105 197V196ZM163 196V197H161V196ZM24 196V197H23ZM27 196V197H26ZM30 196H33L30 200H33V198H35L34 200H33V202L35 201L36 202V199H37V202H36V204L34 205V203L32 202V204H30L31 203V201H29L28 199L30 198ZM39 198H38V197ZM85 196V197H84ZM91 196V197H90ZM124 196V195H123ZM136 198H135V197ZM156 197V199H155V197ZM158 196H160L161 198H162V200L163 201H165V202H163V201H161L159 198H158ZM237 197L236 199H238L239 201H240V199H241V201L239 202V201H237V200H235V198L234 197ZM59 197V198H58ZM74 197V198H73ZM83 197H84V199H83ZM88 197V198H87ZM109 197V198H108ZM111 197V198H110ZM113 197V198H112ZM115 197V198H114ZM133 197V198H132ZM147 197V198H146ZM153 197V198H152ZM181 197V198H180ZM185 197L186 198H188L189 199V203L187 202H185L186 200H188V199H186L185 200ZM194 197V198H193ZM223 197H225L226 199H223ZM238 197H240V198H238ZM18 198H19V200H23L22 202H25L24 201V199L26 200V203H22L21 201H17L18 200ZM22 198H24V199H22ZM28 198V199H27ZM78 198H80V199H78ZM89 198H90V200H89ZM104 198H106L107 200L105 201V204L106 205H104V203H102V202H104ZM123 198V197H122ZM139 198V199H138ZM148 198H150V200L148 199ZM176 198H177V200H176ZM233 198H234V200H233ZM17 199V200H16ZM50 199V200H49ZM69 199V200H68ZM86 199V200H85ZM111 200V201H109V200ZM114 199V200H113ZM152 199V200H151ZM175 199V200H174ZM216 199V198H215ZM214 199V200H215ZM244 201H243V200ZM259 199H261V201L259 202L258 200ZM55 200H59V201H57V202H55ZM80 200V201H79ZM89 200V202H87ZM96 200V201H95ZM115 200H119V204H112V203H118L117 201H115ZM149 200V201H148ZM174 200V201H173ZM181 200V201H182ZM226 200L228 201V202H226ZM233 200V201H232ZM245 200L247 201V204L245 203ZM11 201H13V202H11ZM14 201L15 202H17V204L16 203H14ZM29 201V202H28ZM43 201H44V203H45V205H43ZM77 201V202H76ZM85 201H86V204H84L85 203ZM94 204V206H93V204L91 203V202ZM109 201V202H108ZM113 201V202H112ZM136 203H135V202ZM146 201V202H145ZM232 202V204H229V203H231ZM242 201H243V203H242ZM28 202V203H27ZM42 204H41V203ZM50 202H55V203H57L58 204V206H56L55 205V203L53 204V203H50ZM106 202H108V203H106ZM132 202V203H131ZM139 202V203H138ZM209 202V204H207V203ZM219 203V202H221V205L222 206H220V204H216V203ZM222 202H224V203H228V204H225V205H223L222 204ZM239 202V203H238ZM257 203L256 205H255V203ZM260 203V206H259V203ZM60 203H62V205L60 204ZM81 203H82V205H81ZM133 203H135L134 205H132ZM138 203V204H137ZM147 203V204H146ZM160 203V204H159ZM179 203H181V204H179ZM237 203V204H236ZM253 203H254V206H253ZM10 204V205H9ZM17 206H16V205ZM23 204H24V206H23ZM26 204L29 206V207H27L26 206ZM39 204H41V205H43V206H41V205H39ZM102 204L104 205V206H102ZM114 205V206H112V205ZM121 204V205H120ZM140 204H141V206H140ZM150 204V205H149ZM166 204V205H165ZM207 206V208L206 207H204L203 208V206H205V205ZM233 204H235V207H234V205ZM240 204V205H239ZM5 205V206H4ZM15 207H13V206ZM31 205H33V206H31ZM38 205V206H37ZM81 205V206H80ZM109 205V206H108ZM119 207H117V206ZM146 205V206H145ZM158 205V206H157ZM242 206V205H247V206H252V207H248L246 210H245V207L244 208H240V209H238V207L237 206ZM8 206V207H7ZM20 206H22L23 208H21ZM39 206H41V207H39ZM52 206H54V207H52ZM56 206V207H55ZM85 206V207H84ZM90 206V207H89ZM165 206V207H164ZM170 206L172 207V206H174V208L172 207V210L171 211H169V212H167L168 211V207H169V210L171 209L170 208ZM211 206H213V205H211ZM213 206V207H214ZM224 206H227V207H224ZM257 206V207H256ZM258 206H259V208H258ZM9 207H12V208H14V211H12L10 214H7L6 215V211H8V208ZM44 207V208H43ZM83 207V208H82ZM87 207H89V208H87ZM103 207V208H102ZM106 207H108L107 209H106ZM113 208V209H111V210H109V208ZM118 209H117V208ZM133 207V208H132ZM135 207V208H134ZM138 209H137V208ZM154 207V209H152ZM20 208V209H19ZM29 208V209H28ZM33 208V209H32ZM39 208V209H38ZM77 208V209H76ZM94 208H95V211L97 212H95L94 211ZM96 208H99V209H97L96 210ZM102 208V209H101ZM121 208H123V209H121ZM127 208V209H126ZM130 208H132V210L130 209ZM144 208V209H143ZM146 208V209H145ZM149 208V209H148ZM190 209L191 211H192V209H195L196 211H199V212H197L196 213V211H194L193 210V213H191V215H193L194 213L195 214H197V215H200L199 217L198 216H196L195 214L192 216L193 217V219L192 220H188V218L191 216L189 213L190 212H188L187 213V211L188 210H186V209ZM206 208V209H205ZM233 208H235V209H233ZM21 209H23V210H21ZM26 209V210H25ZM32 209V210H31ZM36 209V210H35ZM41 209V210H40ZM42 209H43V211H42ZM87 209V210H86ZM101 209V210H100ZM117 209V210H116ZM135 209V210H134ZM142 209H143V211H142ZM242 209V210H241ZM244 209V210H243ZM35 210V211H34ZM91 210H93V211H91ZM189 210V211H190ZM25 211V212H24ZM109 211V212H108ZM113 211V212H112ZM123 211V212H122ZM129 211H131V212H129ZM138 211V212H137ZM186 211V212H185ZM207 211V213L209 214V216H211V217H208V214L207 213H205ZM32 212V213H31ZM126 212V213H125ZM132 212H133V215L135 216L134 218H136V216L137 217H139V216H141L140 217V219L138 218H136V220L134 219V222L132 221H130V217L133 219V215H132ZM200 212H202L203 213V215L204 216H202V213H200ZM222 212L223 213H225V210H222ZM14 213V214H13ZM37 213H39V214H37L38 216H40V217H38V216H36V214ZM49 213V214H48ZM77 213V214H76ZM107 215H106V214ZM135 213H136V215H135ZM169 213V214H168ZM183 213V214H182ZM200 213V214H199ZM206 215H205V214ZM42 214V215H41ZM102 214H103V216H102ZM105 214V215H104ZM186 214H189V217L187 218V215ZM12 215V216H11ZM90 215V216H89ZM97 215V216H96ZM111 215V216H110ZM130 215H132V216H130ZM139 215V216H138ZM186 215V216H185ZM216 215H219V216H216ZM24 216V217H23ZM105 216V217H104ZM128 216H130V217H128ZM164 216V217H163ZM177 216V217H178ZM186 217L184 220H183V217ZM194 216H195V218H194ZM202 216V217H201ZM215 216H216V218L217 219H214L215 218ZM223 216H225V214L223 215ZM15 217V218H14ZM114 217V218H113ZM128 217V218H127ZM166 217H168V218H166ZM207 218V219H203V218ZM213 217V218H212ZM219 217V218H218ZM23 218V219H22ZM100 218V219H99ZM108 218H110V219H108ZM158 218V219H157ZM165 218V219H164ZM198 218H200V219H198ZM15 219V220H14ZM113 219V220H112ZM123 219V220H122ZM125 219H129V222L127 221V220H125ZM142 219V222L141 223H139L140 222V220ZM144 219V220H143ZM167 219H168V221H169V223H171L172 225H170V224H167L168 223V221H167ZM194 219H196V220H194ZM201 219H202V221H201ZM221 219V220H220ZM28 220V221H27ZM30 220V221H29ZM80 220H81V222H80ZM165 220L167 221V223L165 222ZM19 221V222H18ZM21 221V222H20ZM110 221V222H109ZM115 221V222H114ZM116 221H118V222H116ZM126 221V222H125ZM147 221V222H146ZM178 221V222H177ZM201 221V222H200ZM206 221V222H205ZM208 221V222H207ZM97 222V223H96ZM113 222V223H112ZM160 222V223H159ZM165 222V223H164ZM205 222V223H204ZM16 223V224H15ZM139 225H138V224ZM143 223V224H142ZM189 223V224H188ZM207 223V224H206ZM243 223V222H242ZM70 224V225H69ZM97 224V225H96ZM114 224V225H113ZM163 224H165V226H167V225H170V226H167V227H165ZM167 224V225H166ZM202 224V225H201ZM245 224V223H244ZM86 225H87V227H86ZM147 225V226H146ZM153 225V226H152ZM158 227V229H161L160 231H158V229L156 228V226ZM195 225V226H194ZM207 225V226H206ZM243 225V224H242ZM241 226V225H240ZM98 227V228H97ZM107 227V228H106ZM151 229H150V228ZM161 227H163V228H167L168 229V234L169 233H171V235L169 234V236H171V237H169L168 238V234L166 235V229L165 230H162V228ZM188 227L186 226H184V229L186 228V230L188 229ZM85 228V229H84ZM106 228V229H105ZM191 228V227H190ZM189 228V229H190ZM201 228H200V230H201ZM202 228V230L204 231V229ZM71 229V230H70ZM96 229V230H95ZM156 231H155V230ZM188 229V230H189ZM208 228H206L205 229V231L207 230ZM151 230L153 231V232H156L157 234H156V236H153V233H151ZM187 230V231H188ZM201 230V231H202ZM97 231V232H96ZM161 231H164L165 232V234H160V233H158V232H161ZM200 231V232H201ZM95 232V233H94ZM146 232L147 233H151L152 234V236H153V238L154 239H152V241H151V235L149 234V235H147L146 234ZM173 232V233H172ZM144 233V234H143ZM226 232H224L223 234L225 235H223L222 234V232L221 233H219V234H217L218 236H217V238H215L214 236L212 237V238H215L214 240L216 241L215 243H214V240L212 239V241H211V243H213V244H211L210 243V240H209V243L211 244L210 246L212 247V245L214 246V247H212L213 249L215 248V250H217V249H219L218 248V246H222V244L223 243H225V242H223V241H225L227 238H226V234H225ZM159 234L160 235H165L166 237H167V240L165 239V236H164V238L162 237V239H161V237L159 236ZM222 234V235H221ZM95 235V236H94ZM219 235H221V237L223 238V239H221L220 238V236ZM66 236V237H65ZM146 236H151V237H147V240L146 239H144V238H146ZM157 236H159L157 239H155ZM216 236V235H215ZM65 237V238H64ZM218 237L220 238V239H218ZM225 237V238H224ZM68 238V239H67ZM97 238L98 239V241H99V243L98 244H100V246L101 245H104L105 247H103L104 249L105 248H107V249H103L102 247L100 248V246L97 244V245H94V244H96V242H98V241H96L95 242V239ZM71 239V240H70ZM78 239V240H77ZM102 239V240H101ZM142 239V240H141ZM165 239V240H164ZM64 242H62V241ZM70 240V241H69ZM75 240H77V241H75ZM106 240V241H105ZM148 240H150L151 242H153V244L151 243V242H149ZM223 240V241H222ZM59 241H61V242H59ZM66 241V242H65ZM80 243H79V242ZM93 241V242H92ZM102 241V243H100ZM148 241V242H147ZM155 241H156V243H155ZM162 241V242H161ZM165 241H167L166 242V244H167V246H166V244L164 245V244H162L163 242H165ZM222 241V242H221ZM226 241H228V239L226 240ZM69 242H70V244L71 245H73V246H75L74 248L72 247H69ZM72 242H74L73 244H72ZM76 242L77 243H79V244H76ZM92 244H91V243ZM105 242V243H104ZM159 242H161L160 244H161V246H165V251H166V249H167V247H168V249H169V251H168V249H167V252H165L163 249H164V246L163 247H160V244H158ZM63 243V244H62ZM82 243V244H81ZM83 243H85V244H87V245H84ZM220 245H219V244ZM227 243V242H226ZM62 244V245H61ZM67 244H68V248H67ZM74 244H76V245H74ZM80 244H81V246H80ZM88 244L90 245H92V246H94V247H92L91 245H90V248H88ZM108 244H110V245H108ZM150 244L152 245V248L150 247ZM159 245V249H155L156 247L158 248V245ZM217 245V246H215V245ZM64 245H66V247H64ZM77 245L79 246V247H77ZM149 245V246H148ZM154 245V246H153ZM108 246H109V248H111L110 250H109V248H108ZM120 247L121 246V248H119V250L116 248V247ZM149 248V251H148V249H147V247ZM220 246V247H221ZM96 247H97V249H96ZM98 247H99V249H103L102 251L101 250H99L98 249ZM124 247V248H123ZM153 247H155V248H153ZM210 247V248H211ZM94 248V249H93ZM112 248H116L117 249V252H115L114 251V249H112ZM127 248V249H126ZM146 248V249H145ZM162 248V250H160ZM209 248V249H210ZM211 248V249H212ZM88 249V250H87ZM89 249H90V252H92L93 254H91V253H89ZM153 249H155L154 251H152ZM171 249H173L172 251H171ZM194 250H196L195 249V247L193 248ZM210 249V251H212ZM95 250V251H94ZM108 250V251H107ZM113 250V251H112ZM135 250V251H134ZM176 252H175V251ZM206 250H208V249H206ZM206 250H204V252L206 253H208V251H206ZM98 251H101V255H100V253L98 252ZM134 251V252H133ZM145 251H146V253H145ZM163 251V252H162ZM173 252V254H177V255H171L172 253H169V252ZM209 251V253H211ZM239 251V250H238ZM86 252H88V253H86ZM98 252L99 254H96V253ZM105 252V258H104V255L102 256V254ZM108 252H110V254L108 253ZM115 252V253H114ZM148 252V253H147ZM240 253H241V251H239ZM237 253V251H236V253L235 254H237V255H239L240 253ZM84 253V254H83ZM109 254V255H106V254ZM114 253V254H113ZM127 253V254H128ZM142 253V254H141ZM165 253H166V255H165ZM206 253V254H207ZM208 253V254H209ZM234 253H232V254H230L232 257L235 255ZM243 253V252H242ZM241 253V254H242ZM91 254V255H90ZM116 254V255H115ZM154 254V255H153ZM165 255L163 258L162 257H160L161 255ZM171 256H170V255ZM93 255V256H92ZM100 255V256H99ZM145 255V256H144ZM139 256V257H138ZM142 256V257H141ZM112 257V258H111ZM117 257V258H118ZM148 259V261L149 262H147V259ZM168 257V258H169ZM114 258V260H113V263H112V259ZM121 258H120V263L121 264H123L122 262H121ZM126 258V259H125ZM107 260V261H106ZM127 260V261H126ZM146 260V261H145ZM174 260H176V259H174ZM51 261V262H50ZM106 261V262H105ZM129 261V262H128ZM166 261H169V259H166ZM165 261V263L164 264H166L167 262ZM172 260H170L168 263L170 264V262H171ZM248 261L250 262V260H245V262H244V264H247L248 263ZM147 262V263H146ZM152 262V263H153ZM161 262V263H160ZM210 262V263H209ZM131 263V264H132ZM167 263V264H168ZM211 264V261H208L207 260V262H205V264ZM125 264V263H124ZM155 264V263H154ZM214 264V263H213ZM248 264H250V263H248Z\"/></svg>",
    "mask_w": 264,
    "mask_h": 264
}]
</instances>
